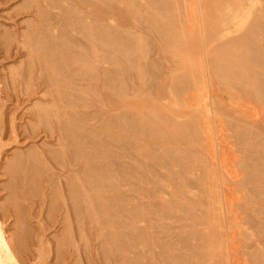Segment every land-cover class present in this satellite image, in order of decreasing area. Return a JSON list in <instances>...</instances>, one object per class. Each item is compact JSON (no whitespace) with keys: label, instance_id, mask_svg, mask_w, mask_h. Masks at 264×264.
I'll return each mask as SVG.
<instances>
[{"label":"rangeland","instance_id":"374dc122","mask_svg":"<svg viewBox=\"0 0 264 264\" xmlns=\"http://www.w3.org/2000/svg\"><path fill=\"white\" fill-rule=\"evenodd\" d=\"M31 1L32 0H0V38L3 36V34H4V36H8L9 33H10V35L12 33V37L9 35V37H6V39H4L5 37L2 38L3 40L0 39L1 43H2V41L5 42V44L3 42L5 47L1 43L0 44L2 46V49H4V48L6 49V47L9 46V44H8L9 41H8V43H6V40L9 38V40L14 42V43H12L10 41V43L13 45V47L14 48L16 47V50H15L16 55L13 51L14 48H12L11 44H10L11 48L9 47V51H8V49L6 50L7 52L0 48V222H2L1 223L2 227H3V229H5L4 231L7 232L6 234H7V237L9 238V240L11 242V245H13L12 250L14 249L13 253L15 255L17 263L18 264H122L123 261L125 262V259H126V263L129 262L130 258L128 259V257L138 258L140 256L137 260L139 261L141 258H143L140 261L141 264H162L164 262V261L162 262V260L165 259L164 258V256H165L164 249L161 248V250H162L161 256L163 257V259H162V257H160L158 255V254H160V248H157L159 250L158 254H157L158 251L155 250L156 253H153V255H151L152 252H155L154 249H156V247L154 249L152 247H150L148 249L149 246L145 245V244H139L138 245L139 248L138 249L136 248V250H138V251L133 250L135 252V254H133L134 253L133 251H131V252L121 251L122 249L118 248L119 245L117 247V241L115 240V237L112 236V235H114V231H116V229H118L119 232L124 231V233H125V230L127 229V231H128L130 228L131 230H129V231H131V232H128L126 234L127 235L129 234L128 236H129V238H132V241H134L133 240V238H134L135 239L134 242L136 243V242H139L146 235V232L148 234V232L155 230L156 224H157V222H159L158 226H157V227H159V229H156V231H154L155 234L153 233V231H152V233L154 234V236L158 235L159 237H161L160 241L164 240L165 243H166V241H167V243H170V240L175 237V239H173V242L170 243L171 245H173L175 242L178 241L177 238L179 236L187 235V234L189 235L188 237L191 240L189 243H192V242L194 243V241H197V244H195L196 243L195 242L194 244L193 243L191 244L193 246L189 245L190 248L192 247L193 250L189 249V252H188V249L183 250L184 252L182 251L183 253H186V251L188 253V255L187 254L186 255L189 259H188L186 264H194V263L197 264V261L195 260V258L198 260L199 258H197V257L199 255H201L199 257L203 256L202 257L203 261L201 260V258L199 259V261H202L201 264H203L205 262V260H207V261L204 264H207V262H208V264H210L212 262V261H210V260H212V258L214 261L216 260L215 264H223L222 259L225 261V264L226 263L228 264V262H229V264H232L233 260H234L235 264H257V263L263 264L264 261H263V263L261 261L264 260V247H263L264 246V194L262 193V192H264V189H262V188H264V176H262V175H264V168H263L264 167V161L262 160V159H264L263 158L264 156H262V155H264V154H262V153H264V109H263L264 107L261 105V103H259L258 100L256 101L253 98L254 95L252 96V93H254V92L251 93L250 91L251 90L253 91L254 87H253V85H250L247 83L248 82L247 78L242 76V78H244V82L240 81V82L232 83L231 79H228L229 80V82H228L227 76H225L222 73V69H220V66L217 65V62H216L217 58L215 57V53H214V51H216L217 48L215 46L216 44L213 45V43H216V41H214L215 35L213 33H211L210 30H208L206 20H205L206 18L204 15V12L207 10L205 5L210 6L211 2H213L214 0H159V1L155 2L154 5L152 4V3H154V0H147L149 2H146V0L145 1L144 0H135L136 4H133L134 7L130 3L129 0H112V1L106 0V3L102 0L101 1L100 0H96V1L95 0H93V1L92 0H90V1L89 0H76V2H78V3H76L74 0H60V1L58 0L60 2V3L58 2V7L52 8V9L48 8L49 7L48 5L50 3H52V1H54V0H50V1L40 0L42 2H39V0H35V2L38 1L35 4H34V1H32V4L36 5V8L34 5L33 6L29 5V3ZM79 1L82 4L79 5ZM98 1L101 3V5ZM208 1L210 2V4L206 3ZM46 2H48V5ZM108 2H110V3H108ZM138 2H139V4H138ZM144 2L146 3V5L144 4ZM150 2H152V3L149 4ZM258 2L262 3L264 1L258 0ZM38 3L41 4L42 7L44 6V8L46 9L45 11L41 10L42 13L46 14L48 12L47 14H48V16L50 15L49 16L50 18L53 16L52 17L53 19L47 18L51 23H49L50 25L47 24L48 28L45 25L46 28H44V29L47 32V29H49V27H50L51 31H52V33L47 32V34H50V35L54 34V32H56L55 29L56 30L58 29L57 30L58 34H57V32H56L57 35L54 34V36H58L57 37L58 39H56V38H54V39H56L57 42H59L58 47L60 48V46H61V50H63L62 47L64 46L63 48H65L68 51V52L65 51L66 53L64 52V50L62 52H59L61 50H59V48H56V50H59V51H57V53L55 52L57 56L54 55V57L57 58L59 56L58 57L59 59L57 58L58 64H60V67H59L60 70L58 68V71H59L58 73H60L59 75H58V73H55V76H54V74L53 75L49 74L50 70L48 69L49 66H47L49 63L44 60V62H46V63H42L43 65H41V63H38L37 60L39 61L42 58L41 59L42 61H40V62H43V57H40L41 56L40 54L35 53L37 55V60H36V58H34L35 55L32 56L33 52L31 54L30 53L31 51L29 52V50H28V47H29L28 44L29 43L27 40L29 38H27V37H29V36H27V35H29L30 31H32L31 29H33L36 26L34 24H40V23L42 24L43 22L44 23L49 22L45 18V17H47L46 15L44 16V14H42L41 12L39 13V11H40L39 6L40 5H37ZM91 3H92V5H90ZM102 3L104 6H102ZM129 3L132 5V8L136 11L132 10V8L130 9L131 5ZM159 3H161V4H159ZM261 3L258 4V7L256 6V8H257L256 11L258 10L257 12H259L260 10H262V8H264L263 7L264 3H262L263 6L261 5ZM93 4H95V5H93ZM147 5H152V6H147ZM157 5L160 8H158L157 11L159 13L156 16L157 12H156L155 7H157ZM217 5H219V4H217ZM30 6H32V8ZM90 6H92L93 9ZM153 6H155V7H153ZM259 6H261V7L259 8ZM28 7L31 10H29ZM135 7H137V8H135ZM150 7H153V8H150ZM162 7H164V8H162ZM201 7H204L202 9V11L204 10L203 13H200ZM33 8H35L36 10ZM145 8H146V10H145ZM192 8H194V11ZM137 9L139 10V14H138ZM147 9H149V12H147ZM36 11L38 12V14ZM53 11H55V14L52 13ZM126 11H127V13H126ZM145 11H146V14H143V13H145ZM32 12L34 13V15L35 14L37 16L40 15L41 20L38 19L40 16L39 17L33 16ZM49 12L52 15L49 14ZM134 12H135V14H134ZM147 13H149V14H147ZM31 14H32V16H31ZM54 15L55 16L58 15V16H56V18L58 17L57 23H55L56 20H54V18H55ZM123 15H125V17L127 19ZM146 15H150L151 18H150V16H146ZM96 16H97V18H96ZM98 16H100L101 18L100 17L98 18ZM103 16H104V18H103ZM132 16H133V18L139 17L138 21H136L137 19L134 20L132 18ZM224 16H225V12H222L220 14V17H218V16L215 17V22H217L221 17L223 18ZM42 17H44V18H42ZM154 17H155V20H158V22L157 21L154 22ZM36 18H37V20H39L41 22L37 23L38 21L36 20ZM160 18L162 20H160ZM78 19H79V21H78ZM140 19H142V20H140ZM45 20H47V22H45ZM89 20H91V22H89ZM166 20L167 21L170 20V22L165 23ZM32 21L35 23L32 24ZM67 21H69L70 24H68ZM70 21H72V22H70ZM81 21H82V23H84V25H81ZM86 21L90 23L89 24L90 26L88 24H86ZM151 21L154 22L158 26H156ZM28 22L31 24H29ZM52 22L54 23L53 26H51V24H53ZM73 22L75 24H72ZM149 22L151 23L150 25H148ZM194 22H196V23H194ZM95 23H97L98 27L96 26ZM101 23H103V25H105L107 23L108 25H105V26H107L108 28H106L105 26H101L102 25ZM27 24H29L31 26H29ZM92 24H94L97 28L95 26L92 27L93 26ZM32 25H34V27ZM40 25L36 26V28L40 27ZM57 25H58V28H57ZM74 25H75V27L78 25L77 27L81 28V30L79 29L80 32L77 30H71L72 28H74V27H72ZM109 25H111V26H109ZM151 25H152V28H151ZM153 25H155V26H153ZM260 25H263V26H260ZM260 25L257 27H258V30L260 31L259 33H261L260 34V37H261L262 34L264 33V31L262 30L264 27V23L260 24ZM113 26H115L114 28L116 30L112 31V29H114V28L110 29V27H113ZM165 26H168V27H165ZM26 27L28 28V30ZM82 27H85V30ZM88 27L91 28L92 30L91 29L89 30ZM100 27H102L101 28L102 30L98 29ZM155 27H157V28L154 29ZM169 27L172 30H169ZM196 27H197V29H196ZM94 28L98 29L100 32L101 31L103 32L106 29L108 31L106 30L103 33L101 32L100 34H98V35H101V37L99 36L100 38L96 34V38H95V33L97 30H95ZM118 28L121 29L122 32ZM25 29H26V32L29 31L28 32L29 34L24 32ZM66 29H67V31H65ZM157 29L158 30L160 29L161 31L156 32ZM162 29L164 30V32L166 31V33H164ZM178 29H180V30H178ZM186 29L190 30V33H188L190 35V37H189L190 41L187 39L188 37L185 39L186 43L184 40V43L187 44V46L185 45L186 49H187V51L191 50V52H193L194 50L196 51V49L199 48V50L197 49V51H196L197 53L194 51L195 55L194 54L191 55L190 52H187V53H185L186 51L183 52L182 50H186L184 48V45H182L183 42L178 44V40H177L178 38L173 37L174 34L176 35V37H179L177 35H180V33L181 34L183 33L182 35H188L187 32H189V31H187ZM83 30L85 31L84 33L81 32ZM117 30H119V31H117ZM192 30L196 31L195 34H194V32H192ZM48 31L50 32V30H48ZM62 31H63V34H62ZM99 31H98V33H99ZM114 31H117V33L115 32L116 35L118 34L117 37L115 36ZM124 31L128 34L130 33L131 35L126 34ZM185 31H187V32H185ZM7 32H9V33L7 34ZM66 32L69 33L70 37L66 36V35H68V34H65ZM108 32L110 34H111V32H113V34H111V36H109L110 34ZM161 32H162V34H161ZM34 33H36V32H34ZM81 33H83V34H81ZM89 33H91V34H89ZM120 33H122V35H121L122 37H120ZM123 33L125 35H123ZM138 33H139V35L137 36ZM158 33L160 34V36ZM192 33L194 34L195 37H193L191 35ZM134 34L136 35L137 39H136ZM87 35H89V36L93 35L94 37H92V36L89 37ZM102 35H103V37L104 36L106 37V35H107V38L109 36L108 40L110 43L107 42L106 38L103 39ZM62 36H64V38H62ZM71 36H72V38H71ZM191 36L194 39L193 41L191 39ZM85 37H86V40L89 37L91 39L93 38L96 41H94L93 39L90 41V39H88L87 40L88 42H87L85 40ZM134 37L136 40L134 39ZM66 38L72 39V42ZM124 38H126V39H124ZM97 39H99V42ZM119 39L124 41V42L122 41V43L120 42L122 44V48H121V44L119 43ZM131 39H132V41H131ZM138 39L140 42L137 41ZM140 39L143 40V42ZM116 40L118 42H116ZM125 40H128V41H125ZM25 41H27V42H25ZM89 41H90V43H89ZM92 41H93V43L97 42L96 43V44H98L97 46H100V47L105 45V43H106V45L103 46L102 50L100 51L101 53H104L105 49H106L107 53H105V54L108 55L106 59H105V57H103V56H105L104 54H102V56L100 55L103 59L100 58V56H99L100 52L98 50L101 48L100 47L95 48L94 45H96V44H93V46H92ZM100 41H101V43H100ZM135 41L137 43L136 44L137 46L135 45ZM144 41H145V43H144ZM146 41L148 44L146 43ZM15 42H17L19 45H21V44L24 45V43H28V44H25L28 47L24 46V47H27V48H24L23 46H19ZM68 42H70V44H68ZM76 42H77V44H76ZM111 42H112V44H111ZM113 42L114 43L116 42L117 44L116 43L115 44L117 46L112 47V45H115ZM138 42H139V44H138ZM62 43L63 44L65 43L66 45H63ZM123 43H126V44L128 43V44L123 45ZM140 43H143V44H140ZM192 43L195 46H193ZM67 44L71 45V46H68ZM85 45H88L89 49H87L88 47ZM130 45H135V46H130ZM189 45H191V46H189ZM65 46H67L70 49H67V47H65ZM124 46H126L125 48L128 47V50L125 49ZM172 46H175V48ZM214 46H215V48H214ZM17 47L20 51L17 49ZM83 47L86 48L87 50H85ZM93 47H94V49H93ZM115 47H117V48H115ZM130 47H132V48H130ZM20 48L22 49V51ZM23 48L26 50H24ZM80 48L83 49V51H81ZM120 48L122 50L119 51ZM138 48H139L140 52H139ZM141 49H145V51L141 50ZM93 50L96 51V54H94L95 52ZM109 50H113V51L110 52ZM126 50L127 51L130 50V51L127 52ZM179 50L181 52H179ZM84 51H85V54H84ZM86 51L90 52L91 58H89V56L86 55V53H88ZM132 51H134V52L132 53ZM26 52H29V54L31 56V57L29 56L30 58L27 56L28 53H26ZM63 52H64V54H63ZM141 52H143V53H141ZM1 53H5L7 58H6L5 54H1ZM61 53H62V55H61ZM67 53L68 54L71 53V54L68 55ZM97 53H99V54L97 55ZM109 53H112V54L109 55ZM114 53H115V55L117 54L119 56L116 55V57H114L115 56L114 55L111 57V55H113ZM127 53H130V55L132 53L133 56H130ZM77 54H79V55H77ZM124 54H126V55H124ZM134 54H135V56H134ZM137 54H140V55H138L139 57L137 56ZM75 55H77V56H75ZM95 55L97 56L98 61L101 59V61H99L101 66L98 64L99 62H97ZM16 56H17V58H16ZM18 56L21 59H19ZM92 56H94L95 59ZM120 56H122L121 58L124 60V62H121L123 60H121L119 58ZM127 56H128V59H127ZM26 57L29 58L31 61L28 60ZM82 57H84V59H83L84 61L86 60V62H85L86 65L89 62L90 66H98L99 70H98V67H96L97 71L94 70L95 67L92 70L86 69L89 66L81 64L84 62L81 59ZM133 57H136V58H134L136 60H134ZM14 58L18 59V60H15ZM129 58H132V60ZM23 59H25V61ZM65 59H67V60H65ZM74 59H75V61H74ZM88 59L89 60L91 59L92 62L89 61ZM26 60H28L29 62ZM105 60H106V62H107V60H109L107 62L106 68H105V65H106ZM110 60H113V62L112 61L110 62ZM128 60H130L131 62H134L137 66L134 63H132L134 65V66H132V64L129 63L130 61L127 62ZM18 61H20V62H18ZM76 61H77V63H76ZM79 61H82V62L80 63ZM72 62L76 63L74 65L77 66L76 67L77 69L79 67V69H78L79 73H80V71H82L83 73L85 72V73L83 74L81 72V74H79L78 71H76L77 69L75 68V66H73ZM93 62H97L98 65L96 63H93ZM109 62H110V64H109ZM119 62L121 63V66L119 65L120 64ZM213 62H215V63H213ZM263 62L262 63L260 62V64H263V67H260L261 70H262V68L264 70V63ZM17 63L18 64L21 63L23 69L21 68V65L19 66ZM16 64H17V66H16ZM26 64H27V66H26ZM28 64H29V66H28ZM44 64H45V66H44ZM70 64L72 66H69ZM30 65L33 67H31ZM35 65H36V67H35ZM142 65L144 66L143 68H142ZM14 66L19 67V68H14ZM82 66H84V68ZM85 66H86V68H85ZM103 66L105 69L102 68ZM138 66L141 67L140 69H142V70H139ZM12 67H13V69H15V71L17 69V71L14 72V70H12V69L10 70V68H12ZM41 67H44V68H41ZM45 67H48L47 70L45 69ZM107 67H109V68H107ZM135 67H138V68L136 69ZM24 68H26V69H24ZM27 68H29V71ZM91 68H93V67H89V69H91ZM122 68H124V69L126 68V69L122 70ZM132 68H134V70ZM215 68L216 69L219 68V69L216 71ZM260 68H258L259 70L257 69L258 71H256V72H260ZM43 69H44V71L46 70V72L48 71L47 72L48 74L45 73L43 71ZM191 69H192V72L194 74L191 72ZM20 70H23V72ZM38 70H40V71H38ZM93 70L96 71L95 74H94ZM106 70H107V72H105ZM148 70H149V72H148ZM184 70H186L187 72H185ZM26 71H28L29 73ZM101 71H103V73ZM108 71L110 73L113 71L112 73L114 75L112 73L109 74ZM124 71H125V73H124ZM24 72L28 73V74H25L26 76H24L23 75ZM30 72H31L32 76H31ZM86 72L88 73L86 76L87 77L90 76V78H87V77L81 78V77H83L82 75L86 74ZM91 72L94 74V76H93V74L89 75V74H91ZM117 72L119 74H117ZM180 72L182 74L183 73L184 74L182 75ZM188 72L189 73L191 72V73L189 74ZM262 72H264V71H262ZM44 73H45V75H44ZM261 73L258 76L260 77V79H264V75ZM11 74H12V76H11ZM19 74H20V76H18ZM120 74H121V76H120ZM21 75H23V78L26 77V79L25 78L23 79L21 77ZM49 75L52 76V78L51 77L49 78ZM102 75L104 76L103 79H102ZM176 75H177V77H173ZM53 76L55 77V80L50 81V83H48L49 84L48 85L46 82H48V79H50V80L54 79ZM117 76H119V77H117ZM180 76H182V77H180ZM19 77H21L22 79ZM27 77H29V79ZM56 77H58V78H56ZM61 77L66 78L67 81H65V79L61 78ZM107 77H109V78H107ZM261 77H263V78H261ZM59 78H61V79H59ZM105 78H107L108 81ZM143 78H145V79H143ZM179 78L181 80H179ZM62 79H64V80L62 81ZM149 79H151L152 81ZM184 79L186 81H184ZM187 79H188V81H187ZM56 80L58 81L57 84L55 83ZM104 80H106L107 84L105 83ZM173 80H175V81L178 80V81L174 82ZM182 80H183V82L181 83ZM191 80H193V81H191ZM53 81L55 83L54 85H53ZM111 81H113V82H111ZM145 82H146V84H145ZM184 82L186 83V86L183 85ZM188 82H189V84H188ZM113 83H114V85H113ZM178 83H179V85H178ZM193 83H195V85ZM149 84H151V86ZM243 84H245V85H243ZM51 85L54 87H50ZM57 85H58V87H57ZM107 85H112L115 87L111 86L109 88V86H107ZM161 85L163 88L161 87ZM165 85H168V86H165ZM171 85L173 87L169 88ZM199 85L203 91L200 88H198ZM240 85H241V87H239ZM179 86H181V87H179ZM251 86L253 88H251ZM117 87L119 90H118V92H115L117 90L114 88H117ZM158 87H161V88L158 89ZM57 88L58 89L62 88L63 91L61 92L62 89L58 90ZM197 88H198V90H197ZM209 88H211V89L208 90ZM244 88L246 90L251 89L249 91L250 93L248 92V90L247 91L244 90ZM64 89H66V90H64ZM174 89H176V90H174ZM179 89H180V91H179ZM189 89H191V90H189ZM155 90L156 91L158 90V92H155ZM163 90H164V92H163ZM172 90H174V91H172ZM56 91L59 93V95H61L60 93H62V95L63 94L65 95V92L67 91L66 94H68V95H66L64 97H66L68 100L66 101V98L64 99V97L60 98L62 96L58 97V93ZM166 91H167V93H166ZM176 91H177V94H176ZM182 91H183V94H182ZM198 91L201 94L198 95V93H197ZM188 92L191 95H189ZM55 93L57 95H55ZM192 93H193V95H192ZM154 94H156V95L154 96ZM207 94H209V96L211 98ZM203 95L204 96L206 95V97H207L206 105H208V108L210 107L208 113L204 112L205 111V108H204L205 102H203V101H205V100L202 101V99H204ZM56 96H57L58 100H57ZM191 96H193V98ZM198 96L201 98L199 99ZM190 97H191V99H188ZM195 98H198V99H195ZM61 99H63V100L61 101ZM185 99H186V102H185ZM194 99H195V101H194ZM198 100H200V101H198ZM173 101H175V102L177 101L178 104L182 103L184 105L182 112H179V109L176 108V105H174ZM49 103H51V105L54 103H55L54 105H56V104L57 105L52 107ZM45 104L46 105L49 104L48 108H47V106H45ZM165 104L168 106L166 107ZM189 104H192L191 108H188L190 106ZM44 106L46 107V109H49V111L51 113L50 116H48L49 115L47 113L48 110L46 112L44 111V113H43V110H41L43 108L45 110ZM160 106H162V108H160ZM185 106H186V108H185ZM201 107L204 108L203 112H202V110L201 111L198 110ZM39 108H40V110H39ZM55 108L57 110H55ZM151 108L152 109L154 108V111H152ZM157 108H159L161 111V112H158L159 114L156 113V114H158V116H156V114H155V110H157ZM38 111H42V112H38ZM138 111H140V112H138ZM52 112H54L53 115H52ZM123 113L125 114V116ZM189 113H191V115H189ZM130 114H132V115H130ZM174 114H178V116L172 117V115H174ZM210 114H211V116H210ZM40 115H42V116L47 115L48 120H49V118H50V120L48 121L45 116L41 117ZM71 115L72 116L74 115L73 116L74 120L71 118V121H69L70 120L69 117H72ZM133 115H134V118H137V120L136 119L133 120L134 119V118H132ZM159 115H163V117H166L168 115L169 117H166V118L162 117L163 119H165V120H163V119H161V117ZM203 115L205 118L204 120L202 118ZM39 116L41 118H39ZM139 116L140 117L142 116V117L140 118ZM148 116H151V117H148ZM154 116H156V117H154ZM185 116H187V117L184 118ZM205 116L207 117V119ZM75 117H76V119H75ZM77 117H79L80 121L77 120ZM124 117H126L127 119ZM138 117H139V119H138ZM198 117H200V118H198ZM36 118H37V120H36ZM42 118H45V119H42ZM67 118H69V120H67ZM148 118L152 119V120H150V122L152 124H150ZM213 118L215 119V122H213L214 121ZM111 119H113V120H111ZM142 119H145L146 122H144V120H142ZM153 119H155V120L157 119L156 120L157 122L155 120L153 121ZM166 119H168V120H166ZM169 119H170L171 124L168 122ZM195 119H197V120H195ZM39 120H40V124L36 125L39 123ZM42 120L44 121V123L42 122ZM46 120L48 121V124H47ZM114 120L116 121V123H114L115 122ZM160 120H162L161 123H160ZM184 120L186 122L188 120H189L188 122H191L192 132L191 131L189 132L190 135H188V137L186 135V136H182L181 138L178 137L179 139L176 138V140L178 141L177 143L180 144L179 146L178 145L176 146L174 144V143H176V140L173 139L175 136L173 138L171 136L169 138H165V137L168 136V131L171 133V131L174 130V127L176 125L182 124V122ZM206 120H209V121L213 120L212 121L213 123L211 121L209 122ZM66 121H69L67 123H70V122L73 123L75 121V125L70 123L71 125H74V128H73V126L71 128L69 126L70 124H67V123L65 124ZM131 121L133 123L136 122L135 127ZM139 121L141 122L142 125L138 124V123H140ZM142 121L144 123H142ZM185 121H184V123H185ZM205 121H206V123H205ZM110 122H111V124H110ZM119 122H121V123H119ZM163 122H167V123L164 124ZM173 122H176V124L175 123L173 124ZM207 122L210 125H208ZM230 122H232L233 128H232V126H230L231 125ZM234 122H236L235 126H234V124H235ZM117 123L119 124V126ZM155 123L158 125L157 128L155 126L156 125ZM193 123H195V124L193 125ZM214 123L218 124V125L217 126L213 125ZM115 124H117V126ZM121 124L123 127H125L126 125L127 126L125 128H123L121 126ZM130 124L133 127H129ZM148 124L152 125L153 127H149ZM162 124H164V126ZM197 124H199L201 126H199ZM202 124H207V126H203L204 127L203 128ZM43 125H45V126H43ZM67 125L69 128L66 127ZM76 125H77V127H75ZM107 125H111V126L108 127ZM138 125H140V127ZM78 126H80V127L82 126L83 129H86V131L82 130L81 129L82 127L80 128ZM172 126H174V127H172ZM218 126L219 127L222 126V127L220 129H218L217 128ZM243 126H245V127H243ZM106 127H108V128H106ZM127 127H128V129H127L128 131L126 130ZM146 127H149V128L146 129ZM158 127L164 128V129H162V131H161L160 128H158ZM206 127H208V128H206ZM209 127H211V128H209ZM109 128H112V129H109ZM130 128H133L134 130L137 129L139 133H137V130L136 131H134V130L129 131ZM155 128L158 131H154V130H156ZM202 128H203V130H202ZM205 128H206L207 133H206V131H204ZM215 128H217L219 130V133H220V130L222 129L220 134H224V132L226 131L227 132L226 134L228 135V133H229L230 137H227V135H225V134L222 135V137H221V135L219 137V136H217V135H219L218 133H217V135H216L217 137H216L215 133L218 130ZM139 129H140V131H139ZM151 129H153L154 132L153 131L152 132L154 134L155 133H159V134L158 135L156 134V136H154V134L152 133L153 134L152 135L150 133ZM200 129L202 130L201 132L203 133V131H204L206 133V135L208 133H210V136H206L207 138H210L212 136L211 139H209V140H211L210 143L208 142L209 140L206 137H204V138L207 139V142L204 140V138L199 143H198V141H200L199 139H197V142H194L193 133L194 132L196 133V134L194 133L195 140H196V138H199V135L201 134L198 132ZM213 129H214V131H213ZM75 130L76 131L79 130V131L83 132L84 134H86V133L87 134L90 133V134L88 136H86L87 134L84 135L87 138L83 136L84 138H86L85 140H84V138L80 139L82 137L83 133H81L79 131L74 132ZM112 130H115L116 134L114 133V131L112 132ZM120 130H122L121 131L122 133H118V132H120ZM164 130H167V132ZM194 130H196V131H194ZM215 130H217V131L215 132ZM246 130L249 132V134L251 136L248 135V132ZM70 131H73V132H70ZM124 131H126V133H124ZM142 131H144L145 133ZM234 131L235 132L237 131L238 137L236 136L237 133H235ZM240 131L245 136L244 138H243L242 134H240ZM127 132H129V133H127ZM72 133H76V134H74L76 136V140H75V138L72 139V140H74V142L71 140V138L75 137ZM148 133H150V134H148ZM164 133H166V134H164ZM170 133H169V135H170ZM205 133H204V135H205ZM130 134H133L132 136H134V134H136V136L134 138H132L130 136ZM139 134H141V135H139ZM145 134H147L148 136H146ZM72 135H73V137H72ZM80 135H81V137H80ZM90 135L92 137H94V139L92 138L91 140L95 141V138L97 139L96 140L97 144H95L96 142L94 143V141L90 140V137H91ZM142 135L143 136L145 135L144 137H148V138H146L144 140V137ZM161 135H163L164 139ZM165 135H167V136H165ZM253 135H254V137L259 135L258 138L256 137L257 140H254L255 138L253 137ZM120 136H123V137H120ZM233 136H236V138ZM115 137H117V139H119V137H120L119 140H120V142L121 141L122 142L120 143L118 140V143H120L121 146H120V144H119V146H116L117 143L115 141H117V139ZM150 137H151V139H150ZM156 137L159 138L158 139L159 142H157L158 140L156 139ZM189 137H191V138H189ZM215 137L216 138L219 137L220 141H219V139H216ZM123 138H124V140H123ZM130 138L132 139V141L130 140ZM154 138H155V140H157L156 142H155ZM182 138H184V141L186 143L182 142ZM185 138H187L189 140L187 141V139H185ZM212 138L215 140H213ZM112 139H114V141ZM136 139L138 141L140 139H142V140H140L142 144L140 143V141L138 142ZM221 139L224 142V143L222 142L223 144L221 143ZM235 139H237V140L235 141ZM244 139H245V141H244ZM80 140H82L83 143L85 141H86V143L88 142L87 145H89V147L93 142V144H95V145L92 144L91 146H94L95 148L94 147L88 148L86 143L81 144ZM151 140L153 141V143L149 142ZM238 140L239 141L241 140V142H239ZM77 141L80 142V144L77 143ZM89 141H91V142L89 143ZM124 141L127 142L124 144L127 147H124L122 145V143H124ZM130 141L132 144L130 143ZM170 141L171 142L173 141V142L171 143ZM253 141L254 142L256 141V143H255L256 146L254 145ZM148 142L150 144V145L148 144L149 147H151L155 143L153 146H156L155 149L158 152H159L158 149H160L161 146L163 149H160L159 154H158V152H157V154H155L156 150L152 146L153 149L152 148H151V150L149 149L150 150V153H149V150H147L149 148L147 146ZM161 142L162 143L164 142L167 145H165L164 143H163V145H161L162 144ZM193 142L196 144H194ZM205 142H206L207 146H209V144H210V146H209L210 148L213 145L211 149L208 147L210 151L207 150L208 148H205L207 146H205L204 148L202 147V146H204L203 144ZM217 142H219V144ZM226 142H228V144ZM250 142L256 148H254ZM168 143H171L173 145L171 146V144H168ZM225 143H226V145H225ZM260 143H262V144H260ZM76 144H77V146L78 145H80V146L75 148ZM107 144H110V145L112 144V146L107 145ZM133 144H134V146L136 145L135 148H134ZM182 144L183 145L185 144V149H184ZM191 144H193V145H191ZM241 144H243V146L246 144L247 147L246 146L242 147ZM259 144H260V146H259ZM84 145H86V147H84ZM141 145L143 146V148ZM144 145H145V147H144ZM158 145H159V147H158ZM214 145H216V146H214ZM105 146H106V148H105ZM113 146L115 147L116 151H114ZM130 146H132V147L130 148ZM140 146H141L142 150H141ZM193 146L197 149L199 148V146L201 148H199L198 150L196 149V152H197L196 153L195 148ZM251 146L253 149L250 148ZM80 147L83 148V149L81 148L82 153H81V151H77V150H79L78 148H80ZM137 147L140 148V151H139V148H137ZM189 147L190 148L192 147L191 149L193 151ZM30 148L33 152H35L34 154H33V152L31 153V150H29ZM92 148H93V151L96 150L95 153H97L98 157L97 156L92 157V155H91L92 153H93V156H95L94 152L91 153ZM128 148L133 149V151H138V152H133L131 150L129 151ZM166 148H169L168 151L176 148L174 151L178 150V152L180 149L179 153H181L183 155V157H185V156L190 157L192 159L191 161L195 160L192 163L191 161H189L190 158L185 157L186 160L189 159L187 162H189L191 165L196 164L197 166L192 167V166H190V164H188V167H191V168L190 169L188 168L189 173L187 174L186 172H188V171L185 170L186 167L182 166L181 162H173L175 164H172V161L168 157V159L170 160V163H169V160L166 159V157H167L166 153L168 154V151ZM48 149L49 150H51V149L57 150L56 152H55V150L53 151L56 153V156H57V154L60 153V152L58 153V150L61 149L60 151H62V150L63 151L60 153L61 156L59 155L60 156V158H59V156L54 157L55 153L53 154V152H52L53 155H51V151H49ZM84 149H87L88 152H89V149L91 151H90V153H87V152H85ZM104 149H106V150L109 149V150L106 151ZM214 149H216V151ZM240 149H241V151H240ZM243 149H245V150H243ZM259 149H260V151H259ZM26 150H29V151H26ZM37 150H38V152H36ZM74 150H76V151H74ZM83 150H84V152H83ZM164 150H165V154H163V152H162ZM181 150L182 151L184 150V151L181 152ZM246 150H248V151H246ZM251 150H254V152L253 151L250 152ZM24 151H26L27 154H26V152L24 153ZM117 151L120 153H118ZM189 151L191 152L192 155H194V154L195 155L192 156ZM218 151H220V152L218 153ZM256 151H259L258 155H257ZM28 152L31 154H29ZM76 152H80V154H82V155L85 153L86 156H87V154H90L89 156H91V158L88 156L86 157L85 155H83L84 157L81 156L82 158L81 157L79 158L77 156ZM115 152L117 155H120V156L115 155ZM128 152L130 153V155ZM140 152H142V153H140ZM143 152H145V154ZM186 152L189 154H185ZM208 152H210L211 154L213 152V154H215V155H213V154H212L213 156H211V154L208 155ZM19 153H22V155ZM40 153H41V155H40ZM45 153H47V154H45ZM203 153H205L206 156L203 155ZM245 153H247V154H245ZM250 153L252 155L256 154L254 156H255L256 160H258V161H256L255 159H253V161H252V158L254 156H252ZM259 153L261 156L259 155ZM35 154L40 155V159H41V157H43L41 160L45 159L44 161L47 162V163L44 162L45 165L48 163H49L48 165L51 164L50 166L52 167L51 168L52 172L50 170H48L51 172L49 175L46 174L45 172H42L44 170V168L46 167V166H44L43 161H42V164H43L42 168H39L38 171L41 169L40 170L41 172H39V173H44V174H42V175L40 174V176H39L38 175L39 173L37 170L36 171L38 174L36 172H34L36 174L33 176H32V174H34V173H31V174L29 173L30 175L27 173V171L30 170L29 168L31 166L30 164L32 163V161L34 163L39 161V160L36 161L34 159L33 156H36L35 157L36 159H37V157L39 158V156H37ZM48 154L51 158L48 156ZM80 154H78V155H80ZM152 154H155V155H152ZM199 154H201V155H199ZM248 154L250 157L248 156ZM17 155H18V157H17ZM19 155H21L22 157ZM24 155H28L29 156L28 158L31 161H28L29 159L27 160L26 156L23 157ZM45 155H47L49 157V159H46L48 157L47 156L45 157ZM150 155H152V156H150ZM156 155H158V156L156 157ZM202 155L204 156V158L208 157V156L209 157L207 158V160H204ZM218 155H219V157H221L220 158L221 161L218 160V158H219ZM153 156L156 158L154 159ZM164 156H166V157H164ZM214 156L216 159L214 158ZM244 156H246V158ZM85 157H86V159L88 158L87 160L89 161V163L87 161V164H88L87 168L88 169L86 168V165H85L86 164ZM148 157L153 158V160H151V158H149L150 159L149 160ZM158 157L161 159H158ZM198 157H199V159H198ZM243 157H244V159H242ZM248 157L251 159H248ZM21 158H26V159L24 160ZM96 158H99L101 161H98L99 159L96 160ZM104 158H106V159H104ZM209 158L210 159L213 158V160L215 159L213 164L216 163L215 165H217V166H213V169L211 168L213 165L212 164L213 160H208ZM20 159L24 160V161L20 162ZM50 159L51 160L54 159L55 161L58 159L59 160L56 162V164L54 163V160H53V163H54L53 164L52 161L48 162ZM91 159H92V162H91ZM94 159H95V161H93ZM102 159H104V160H102ZM165 159L169 165L164 164V163H166V162H164ZM247 159H248V162L250 164L247 162ZM26 160H27V162H26ZM154 160H157V161H154ZM206 161H208L209 163H207ZM218 161H220L219 164H218ZM254 161L257 163H254ZM22 162L23 163L26 162V163H24V165H23ZM90 162H91V164H90ZM102 162H105V163L108 162V163L107 164L103 163L104 167H102L101 166ZM153 162L155 164H153ZM156 162H158V164ZM194 162H195V164H194ZM243 162L245 163V165L243 164ZM258 162H260V163H258ZM27 163H28V165H27ZM34 163H32V165L36 166L37 163H35V164ZM99 163H100V166L104 169V171H103V169L100 168L104 173L108 170L110 171V174H109V171L105 174V175L109 174L110 176L105 178L104 181H106V182L103 181V183L108 184V183H110L111 180H114L116 178L118 179V180H114L115 182L111 181V183L109 184L110 188L108 187V189L105 190V195H106V191L112 193V195H109V193L106 195V196L109 195L108 197L110 199H112V198L114 199L115 196H116V198L119 197L117 202L115 201V203H113V205L111 204V207H112L111 209L114 208V204L116 207L118 202H120V204H122V205H120L118 203L119 206L117 205V208H119V209H121V206L123 207V203L125 204L124 207H127L130 205L129 207L124 209L125 211L122 208L118 212V209L114 208V209H116L117 213H115V210L113 209L114 214H112V218H111L112 220L109 218V216H111L110 212H108L104 209L106 212L105 213L104 210H102L103 206L97 205L98 201L101 204V202H100L101 199H100V197L97 198L98 196L94 194L96 192V189H93V190H95V192L92 189H90L92 192L89 190V188L94 187V186H92L93 184L95 185V183L99 179H101L100 178L101 177L100 176L101 171L99 169V166H97ZM198 163H199L201 169L198 167L199 166ZM261 163H263V164H261ZM13 164H14V168L12 167ZM15 164L16 165L18 164L16 166L17 169L15 168ZM19 164H20V167H19ZM159 164H160V166H159ZM206 164L207 165L210 164L211 165L210 168H208V166ZM247 164H248V166L250 165L249 166L250 168L248 166H246ZM254 164H257L255 166H259V169L257 167V170H256ZM40 165L41 164L38 163V166H40ZM131 165H132V167H133V165H135V167L132 168V167H130ZM177 165H180L181 167L180 166L177 167ZM23 166H24V168H22ZM28 166H29V168H28ZM50 166H49V168H47V167L45 168L46 172H47L46 169H50ZM92 166H94V167H92ZM161 166H163V167H161ZM166 166H167V168L169 167V169H167ZM204 166H206L205 168H207V169H205ZM251 166H254V167H251ZM90 167H92V168H90ZM96 167H98L97 169H99V170L96 171V169L95 170L93 169ZM140 167L142 169L144 168L143 169L144 171L142 169H140ZM260 167L263 168L262 169L263 171L260 169ZM10 168L15 169V170H13L14 173H13L12 169H10ZM21 168L25 169V170H22ZM134 168L136 170H134ZM145 168H146V170H145ZM178 168L181 170H179ZM194 168H195V170H194ZM196 168H198L200 170H198ZM221 168H222V170H221ZM18 169H19L18 175L20 173H22L19 175L20 177H22V178H20V180H22L20 182L21 184L19 183V178L15 179V177H17L15 172L17 173ZM86 169H87V171H86ZM176 169H178V171H180V172H176L175 171ZM202 169H205V170H202ZM215 169H216V172H214V174H213V171ZM10 170L12 171V173ZM83 170H85V171H83ZM88 170L90 173L88 172ZM90 170H92L94 178H98L97 175L99 174V179H97L95 181V179H93V177H91L90 180L88 181L87 179H89V177H90L89 174L92 175ZM93 170L95 172H98V173L95 174V172ZM168 170L170 171V173H171V171H172V173L175 171L176 173L175 172L173 173V175H175V176L171 175L172 173L167 175L168 173H165V172H167ZM207 170H209V171H207ZM21 171H23V172H21ZM205 171L208 172V174H210V175H208L207 173H204ZM220 171H223V172L220 173ZM250 171H252L253 174H251L252 172L250 173ZM257 171H259V172L262 171V172L257 173ZM30 172H31V170H30ZM85 172L86 173L88 172L87 174L89 176L86 175ZM103 172L101 174H103ZM182 172H184L185 177L181 176V175H183ZM200 172L202 175L199 174ZM24 173H26V174H24ZM113 173H115L116 175ZM163 173H165L166 176ZM177 173H178V175H177ZM180 173H182V174H180ZM191 173L192 174L193 173L198 174V175H196V179H194L195 175H191ZM12 174L16 175V176L14 175V179H12L13 178ZM160 174H162V176L159 177ZM205 174L208 176H206V178H205L206 180L204 181ZM254 174H256V175H254ZM23 175L24 176L27 175L25 177H27L28 179L24 178ZM37 175L39 176L38 179H37V177H38ZM112 175H114V176H112ZM152 175H153V177H152ZM163 175H164V177H163ZM28 176L33 177L32 182L34 184H36V183L39 184L41 182L42 183L39 185V187H36V185L38 186V184H36L34 186V184L31 182V178H30V181H28L29 180ZM156 176H157V179L154 178ZM187 176H188V178H187ZM86 177H88V178H86ZM110 177L111 178L113 177V179L108 181V179ZM162 177L165 178V180H167V181L165 182V180ZM169 177L170 178L175 177V178L171 180ZM178 177L184 178V180H182L183 183L180 182L181 179L180 178L178 179ZM55 178H56V180H55ZM69 178H70V180H69ZM152 178L156 179L154 181H156L158 183L151 181ZM198 178H201L202 181H200L201 179H199V181H198L197 180ZM53 179L55 182L52 181ZM191 179H194V180H191ZM12 180L18 181L17 182L18 185L15 183L16 184L15 186L17 187V189H16V187L13 186L14 183L11 184L13 182ZM38 180H39V182H38ZM68 180L69 181L72 180V182L70 183ZM76 180L79 181V185L76 182ZM83 180H85V181H83ZM174 180H175V182H174ZM91 181H94L95 183H93ZM149 181H151V182H149ZM184 181H187L188 185L186 183L184 184ZM197 181L200 183L198 184ZM206 181H211L212 182L211 184H213V185H211L212 187H210V185H209L210 182L208 185L205 184ZM218 181H219V183L216 184V182H218ZM57 182H58V185H57ZM75 182L77 184H75ZM170 182H173V184ZM195 182H197V184ZM30 183L33 184L32 188H30L31 186H28ZM55 183L58 187H54L55 190H53V186L55 185ZM67 183H69V184H67ZM72 183H73V185H72ZM82 183L84 184V186L87 187V192H91V193H88V194L86 193L85 188L83 187ZM90 183H91V185H90ZM112 183L113 184L115 183L114 186H117L118 188L113 187ZM166 183H167V185H166ZM191 183H193V184H191ZM10 184L13 186V187L11 186L13 189L10 187ZM70 184L74 187H72ZM80 184H81L82 188H81ZM97 184H100V183H97ZM105 184H104V187H103V185H100V188H102L103 191H104V189L107 188V184L106 185ZM157 184H159V188H158ZM190 184H191V188H190ZM20 185L22 187H19ZM41 185H42V187H41ZM66 185L71 186L70 188L68 187V190H69L68 194H67L68 190H67ZM76 185H78V186H76ZM251 185H253V186H251ZM176 186H178V187H176ZM246 186H248V187H246ZM250 186L252 187V190L250 189ZM18 187L22 188V189H18ZM26 187L28 188V190L32 189V192H33V189H38L40 192L35 191L36 194H34L35 192H33V195L29 196L28 194H26V193L30 194V192H27V189L26 190L24 189L26 191L24 193L23 188H26ZM174 187L176 189L177 188L179 189V187H180L179 193H177L178 189L175 191ZM259 187H261L260 191H259V189L257 190V188H259ZM75 188H76V190L77 189L78 190L75 191L74 190ZM111 188H112L113 192L115 191V193H113L112 190H110ZM185 188H186V190H185ZM187 188L190 189L191 191L188 190ZM219 188H220V190H219ZM222 188L224 190H222ZM79 189H82V190H79ZM119 189H121L122 191ZM181 189L183 191H180ZM248 189H250L251 192H250V190L247 192ZM254 189H256V190H254ZM73 190L76 193H74ZM261 190H263V191H261ZM78 191H80V192H78ZM81 191L85 192L86 194L85 193H84L85 195L82 194L83 192H81ZM116 191H117V193L121 191L120 196H118L119 194H117ZM217 191L219 192V194H217ZM221 191H224V192H221ZM253 191H256V193ZM10 192H13L14 194L11 193V194H13V195H11ZM17 192H18V194L20 193L18 198H16V200L19 202V205H18V203H16L17 201L15 200V197H17V195H15V193H17ZM32 192H31V194H32ZM59 192H61V193L58 194ZM77 192L79 194L80 193L81 194L80 195L78 194V196H77L76 195ZM210 192L212 193V196H211ZM215 192L217 195H220L222 197L221 198L220 196L219 197L217 196L218 199L221 198V199H219V203H220V205L223 206V207L221 206V210H223L221 212L224 214L222 215V219L220 222H222L224 220L223 221L224 224L222 222V224H223V225L221 224L222 230L217 234L219 237H217V236L212 237L211 238L212 241L210 240L211 244L209 246V249L207 248L208 247L207 246L206 247L207 250H205L202 248H205L206 245L201 247L200 245L202 243L199 241L198 238L201 236V234H203V235L207 234V231H209L211 224H212V227H214L216 230L217 229L220 230L219 227L217 226L218 221H216V220L213 221L215 219V217L213 220L211 217H210L211 220L208 217V215L212 216V213H213L212 209H214V207H215V206H213L214 205V196H216ZM257 192H259V193L257 194ZM70 193L71 194L74 193V195L73 194L70 195ZM252 193L254 194V196L257 197L256 200L253 197L252 198L249 197V196H251L249 194H252ZM260 193H262V194H260ZM24 194H26V195H24ZM53 194H55V196L58 194V199H57V196L55 197ZM90 194H93L94 196L91 195V197H90ZM115 194H117V195H115ZM177 194H179V195H177ZM184 194H186L187 196H184ZM255 194H257V195H255ZM14 195H15V197H14ZM75 195L77 196V199H76ZM121 195L123 196L124 199L122 198ZM188 195H190L189 198H192V199L187 198ZM246 195H248V196H246ZM23 196H25V197H23ZM26 196H28V197H26ZM70 196H72V197L70 198ZM87 196H89V197H87ZM110 196H113V197L111 198ZM128 196H130V197H128ZM163 196H164V198L166 197L167 199L166 198L163 199ZM174 196H175V198L177 197L178 199H175ZM81 197H82V199H81ZM92 197H94L95 199ZM246 197H247V199H246ZM72 198H73V200L76 199L77 201L78 200L80 201V199H81V201L80 202L78 201L76 204L75 203L76 200L74 202L72 200ZM87 198H89V199H87ZM121 198H122V200H121ZM126 198H127V200H126ZM128 198H130V200ZM186 198L189 201L191 200L188 204H191L194 202L193 203L194 206L191 207L192 211L190 210V208H189L188 212L186 211V210H188V207H190V205L188 206V204H187L188 200ZM251 199L254 201L250 202ZM82 200H83V204L81 203ZM88 200L90 201V203L87 202ZM186 200H187V202H186ZM14 201H15V203H14ZM95 201H97V202H95ZM124 201H127V203ZM130 201H133L134 203L133 202L129 203ZM183 201H185V203ZM11 202L14 203V207H16V204L18 205L17 209H21V208L23 209V206H25L23 209L24 212H22L23 211L22 209H21L22 211H19L16 208H14L13 204H11ZM20 202L23 204V206ZM71 202H73V203H71ZM93 202H94V204H92ZM199 202H200V204H199ZM202 202H204V203H202ZM128 203H129V205H128ZM151 203L153 205H151ZM20 204H21V208H20ZM73 204L75 206L74 209L72 208ZM79 204L81 205V208L78 207V206H80ZM87 204H90V205L87 206ZM132 204L134 207H135L134 204H136V207L134 208L135 210L144 211L145 213H143V214L146 218L150 215H151V217L154 216V217H152V219H153L152 224L150 222L151 217L150 218L148 217V219H150V220H146L145 217L143 216L144 219H142V220L140 219L139 221L135 219V221H133V219L130 218V216L132 217V214L134 216V213H135L134 212L135 210L133 209L134 210L133 211L131 209V208H133ZM137 204H139L138 205L139 209H137V207H138ZM195 204H197L196 207H195ZM76 205L78 207V210L80 209L79 213L80 212L82 213V211H83L82 215L80 213V215H79L80 217L78 216L79 213L75 212V211H77ZM84 205H86V207H88V209L91 208V210L93 211L94 214L93 215H92V213L90 214V212H92L91 210H89L90 212H88L87 209H86L87 211H85L86 207ZM94 205L97 207L94 208L95 207ZM140 205L142 206V208L144 207V210L142 208H140L141 207ZM178 205L180 208L178 207ZM83 206H84V209L82 208ZM146 206H147V208L145 209ZM149 206H151L152 208ZM200 206H201V208H199ZM4 207H6V208L4 209ZM176 207H178V208H176ZM11 208L12 209L14 208V211L11 210ZM98 208L100 210H102V212ZM148 208L150 210H155V211L156 210L158 211L159 209L160 210H159V212H156V213H155V211L150 213ZM166 208H167V210H166ZM210 208H211V210H210ZM182 209H184L185 212L181 211ZM122 210H123V212H121ZM168 210L170 211V213H172V216L173 215L176 216V217H174L176 219V221H175V219H173L175 222L172 220L173 217L170 216V213H169V215H165L166 212L168 214V212H169ZM172 210H174V211H172ZM177 210H179V211H177ZM226 210H227V212H226ZM84 211L88 212V215L90 214L89 217L84 214L85 213ZM109 211H112V210H109ZM127 211L129 212V216H128ZM162 211H164L165 213H163ZM14 212H18L17 213L18 215L16 214L17 217H16V215H13ZM20 212H22L23 214H20ZM103 212L105 214H103ZM113 212H111V213H113ZM147 212H148V214L149 213L150 214L148 215ZM174 212H176V213H174ZM119 213H120V216L122 218L119 216ZM153 213H155L156 216ZM160 213H161V215L164 214V216H162V217L166 216L165 218H168V219L170 218L172 221L165 219V218H164L165 219L164 220L161 217ZM181 213H182V217H183L184 221L182 220V217H180ZM188 213H190V214L188 215ZM191 213H192V215H191ZM209 213H211V215ZM122 214H125V216H123ZM146 214H147V216H146ZM178 214H179V216H178ZM91 215H92V217H90ZM113 215H116V216H118V218L120 217L121 219L116 218V216L113 217ZM201 215L205 218V220H204V218L202 219ZM177 216H178V218H177ZM189 216H191V217H189ZM15 217H16V219H15ZM160 217L163 220H161ZM179 217H180V220H179ZM200 217H201V219H199ZM17 218H19L18 222H16ZM108 218H109V220H111L112 224L110 222H107V221H109ZM113 218L117 222L116 224H114V226H113V223H115V220ZM125 218H127V220ZM155 218H156L157 222L155 221ZM184 218L187 220H185ZM20 219H22V222H20L21 221ZM128 219L129 220L131 219L130 222L128 221ZM195 219H197L198 222H196ZM127 221L130 225L127 223ZM137 221H138V223H137ZM146 221H147V223H145ZM190 221H191V223H190ZM122 222L126 223V224H122ZM132 222L135 223V226L131 224ZM153 222H155V224H153ZM162 222H164V224L166 222L167 223L169 222L168 224L167 223L165 224V227H168L166 225L171 224L172 227L169 226L167 228V229H169L171 227L170 230H166V228L164 227ZM185 222H188L189 224L185 223ZM213 222L215 223V225L213 224ZM182 223H184V224H182ZM18 224H19V226L22 225L23 229L19 226L17 227L16 225H18ZM23 224H26L27 226H25V225L23 226ZM110 224L112 225V227ZM119 224L121 227H123L125 225L124 228L120 229ZM137 224L142 225V227L140 226L142 228L141 233H139L138 236L136 235V233H138V230L140 231V227H138L139 225L137 226ZM185 224H187V225H185ZM206 224L208 227H206ZM209 224H210V226H209ZM131 225H132V227L127 228V226H131ZM148 225L149 226L152 225L150 229H149ZM183 225H185V227ZM144 226H146V228ZM154 226H155V228H154ZM203 226H205L206 228ZM114 227H115V229H114ZM135 227H137L139 229H137ZM143 227H144V229H143ZM224 227H226L225 230H224ZM19 228H20V230L22 229L21 232H23V230H24V232L25 231L26 232L23 233V235L22 234L18 235ZM112 228H113V231H112ZM164 228H165V231L163 232L162 229H164ZM193 228L196 229V230L194 229V232H196V233L199 230V234H195L192 230ZM16 229H17V231H16ZM25 229L28 230V233H27V230H25ZM122 229H123V231H122ZM179 229H181V231H182L181 234L178 233V231L180 232ZM186 229L187 230L189 229V230L187 231ZM159 230H161V232ZM175 230H177L176 231L177 234H175L176 232H173ZM142 231H144V232L142 233ZM170 231H172V233ZM21 232H19V233H21ZM132 232H135V233L133 234ZM173 233L175 234V236H170V238H169V235H171V234L174 235ZM190 233L195 234V236H197V238ZM64 234H66L67 238H69V239H67L68 241L66 240V237ZM126 234H123V235H126ZM130 234H132L133 237ZM143 234H144V236H143ZM221 234L228 235V236H225L226 238L222 239ZM15 235H17L18 237H21L19 239L16 236V238L19 242L16 240V238H14ZM24 235H25V237H24ZM134 235H136V236H134ZM167 236H168V240H166ZM64 237H65V239H64ZM112 237H114V239H112ZM138 237L140 239H138ZM163 237H165V239H163ZM57 238H58V240H57ZM194 238H196V240ZM214 238H215V240H214ZM229 238H230V241H229ZM123 239H127V238H123ZM157 239H159V238H157ZM60 240H62V242L59 243ZM64 240L67 241L66 244L63 243ZM127 240H124V241H127ZM223 242H225V243H223ZM114 243H115V245H114ZM128 243H129V241H128ZM199 243H201V244L199 245ZM56 244H58V246H56ZM59 244H61V245H59ZM111 244L114 245V248L117 247L116 249H118V250L115 249V251H117V252H114L113 250H111V248H113V245L111 246ZM134 244H132V245L134 246ZM205 244H207V243H205ZM195 245L197 246V249L194 250V248H196V247H194ZM213 245H214V247H213ZM223 245L226 246L227 252L223 251V253H221V252L218 253V250L214 252V250H216L215 246H216V248L217 247L222 248ZM144 246H145V248H146V246H148L147 249H145V251H143ZM179 247L180 246H177L176 248H174L175 250H172V251H176V250L178 251V249H179V252H177V251L176 252L182 253V252H180L182 247L181 248H179ZM230 247H231V249H230ZM105 248L109 249L111 251L105 250ZM151 248H152V250H150ZM212 248H214V249L211 250ZM257 248H258V251H256ZM146 250H149V253H151L150 256H153L152 258L149 256V253H147L148 251H146ZM229 250L231 252H229ZM259 250H261V251H259ZM140 251H142L141 254H140ZM192 251L197 252V254H195V252H192ZM255 251L259 252L260 254L259 253H258L259 255L256 254ZM120 252L122 255H120ZM137 252L139 255L137 254ZM191 252L193 254H191ZM207 252H209V253L207 254ZM210 252L212 255L210 254ZM126 253H128V254H126ZM200 253H202L203 255ZM215 253L216 254L218 253V254L215 255ZM124 254L126 256H123ZM143 254H145L146 257L147 256L149 257L148 261L150 263H148V261H146L147 258L145 259V256ZM155 254L158 256L156 257ZM209 254H210V256L208 257ZM231 254H232V256H231ZM191 255L193 257H190ZM204 255H206V258L208 257L209 259L208 258L206 259ZM214 255H215V259H214ZM262 255H263V257H262ZM252 256H254V258ZM258 256L260 257V259H257ZM165 257H167V256H165ZM226 257H227V259H226ZM157 258H159L158 260L161 261V263H158L159 261L157 260ZM231 258H233V259H231ZM160 259H162V260H160ZM192 259H193L194 263L193 262L191 263L189 261ZM256 259L260 260V261L255 262ZM166 261H168V259H166ZM124 262H123V264H124ZM140 262H137V263H140ZM199 263L200 262H198V264ZM212 264H214V263L212 262Z\"/></svg>","mask_w":264,"mask_h":264},{"label":"bare ground","instance_id":"6f19581e","mask_svg":"<svg viewBox=\"0 0 264 264\" xmlns=\"http://www.w3.org/2000/svg\"><path fill=\"white\" fill-rule=\"evenodd\" d=\"M32 1H34V4L38 2V1L35 2V0H32ZM32 1L29 3V5H32V6H33L34 4H32ZM44 1H46V0H44ZM48 1H50V0H48ZM59 1H60V0H59ZM59 1H58V0H54V1H52V3H50L49 5H48V2H46V3H47V5L49 6L48 8H51V9H52V8H57V7H58V2H59ZM74 1L76 2V0H74ZM89 1H90V0H89ZM92 1H93V0H92ZM95 1H96V0H95ZM100 1H101V0H100ZM102 1H104V2L106 3V0H102ZM107 1H108V0H107ZM111 1H112V0H111ZM129 1H130V3H131L132 5H133V4H136V3H135V0H129ZM144 1H145V0H144ZM157 1H159V0H154V3H152V2H153V1H152V2H150L149 4L152 3V4L154 5L155 2H157ZM263 1H264V0H263ZM39 2H42V1L39 0ZM98 2H99V1H98ZM139 2H140V1H139ZM139 2H138V4H139ZM146 2H149V1L146 0ZM59 3H60V2H59ZM76 3H78V2H76ZM99 3H100V2H99ZM99 3H98V4H99ZM108 3H110V2H108ZM130 3H129V4H130ZM163 3H164V2H163ZM206 3L210 4L209 1L206 2ZM259 3H261V2H258V0H214L213 2H211V5H210V6H206V5H205V7H206L207 10L204 12V15H205V18H206L205 20H206V24H207V28H208V30H210L211 33H213V34L215 35L214 41H216V43H213V45L216 44L215 46H216L217 49H216V51H214V53H215V57L217 58V59H216L217 65L220 66V69H222V73H223L225 76H227V80H228V79H231L232 83H236V82H240V81H241V82H244V78H242V76L245 77V78H247V79H248V82H247V83L250 84V85H253V87H254V90H253V91H252L251 89H247L248 92H249L250 90H251V91H250L251 93L254 92V93H252V96L254 95L253 98H254L256 101L258 100L259 103H261V105L264 107V79H260V77L258 76L262 71H264L263 68H262V70H261V68H260V67H263V64H260V62L262 63V62L264 61V33H263L262 36L260 37V34H261V33H259L260 31L258 30V27H257V26H259L260 24H263V23H264V8H262V10H260L259 12H257L258 10L256 11V9H257L256 6L258 7V4H259ZM262 3H264V2H262ZM262 3H261V5H262ZM80 4H82V3H80V1H79V5H80ZM131 4H130V5H131ZM138 4H137V5H138ZM144 4L146 5L145 2H144ZM147 4H148V3H147ZM159 4H161V3H159ZM159 4H158V5H159ZM215 4H216V5H215ZM217 4H219V5H217ZM256 4H257V5H256ZM37 5H40V6H39V10H40L39 13L41 12V10H42V11H45V10H46V9L44 8V6H43V7L41 6V4L38 3ZM44 5H45V4H44ZM90 5H92V3H91ZM93 5H95V4H93ZM100 5H101V3H100ZM132 5L130 6V9L132 8ZM158 5H157V7H155L156 5L153 6V7H155L156 12H157L156 16H157L158 13H159L157 10H158V8H160V7H158ZM168 5H169V4H168ZM263 5H264V4H263ZM263 5H262V6H263ZM27 6H28V5H27ZM32 6H30V7L32 8ZM34 6H35V8H36V5H34ZM102 6H104L103 3H102ZM109 6H110V5H109ZM126 6H127V5H126ZM138 6H139V5H138ZM138 6H137V7H138ZM147 6H152V5H147ZM170 6H171V5H170ZM90 7L93 9L92 6H90ZM133 7H134V5H133ZM137 7H135V8H137ZM153 7H150V8H153ZM260 7H261V6H259V8H260ZM263 7H264V6H263ZM28 8H29V7H28ZM28 8H27V9H28ZM35 8H33V9H35ZM100 8H101V7H100ZM138 8H139V7H138ZM147 8H148V7H147ZM150 8H149V9H150ZM162 8H164V7H162ZM166 8H167V7H166ZM203 8H204V7H201V8H200V13H203V11H204V10L202 11ZM208 8H209V9H208ZM259 8H258V9H259ZM33 9H32V10H33ZM37 9H38V8H37ZM43 9H44V10H43ZM102 9H103V8H102ZM149 9H147V12H149ZM192 9H193V11H194V8H192ZM29 10H31V9L29 8ZM35 10H36V9H35ZM35 10H34V11H35ZM48 10H49V9H48ZM132 10H134V9L132 8ZM137 10H138V9H137ZM145 10H146V8H145ZM37 11H38V10H37ZM37 11H36V12H37ZM49 11H50V10H49ZM105 11H106V10H105ZM134 11H136V10H134ZM143 11H144V10H143ZM36 12H35V13H36ZM46 12H47V11H46ZM50 12H51V11H50ZM50 12H49V14H51ZM108 12H109V11H108ZM222 12H225V16H224L223 18L221 17L218 21L216 20L217 22H215V17H217V16L220 17V14H221ZM30 13H31V12H30ZM41 13H42V12H41ZM47 13H48V12H47ZM47 13H46V14H45V13H42V14H44V16H45V15L47 16V17H45L46 19H47V18L49 19V18H50V17H49L50 15L48 16ZM52 13L55 14V11H53ZM126 13H127V11H126ZM160 13H161V12H160ZM32 14H33V16H37L36 14L34 15L33 12H32ZM32 14H31V16H32ZM37 14H38V12H37ZM56 14H57V13H56ZM134 14H135V12H134ZM136 14H137V13H136ZM138 14H139V10H138ZM143 14H146V11H145V13H143ZM143 14H142V15H143ZM147 14H149V13H147ZM29 15H30V14H29ZM51 15H52V14H51ZM127 15H128V14H127ZM150 15H151V14H150ZM150 15H146V16H150ZM154 15H155V14H154ZM200 15H201V14H200ZM39 16H40V15H38L37 17H39ZM42 16H43V15H42ZM54 16H55V15H54ZM56 16H58V15H56ZM56 16H55V18H54V20H56L55 23H57V20H58V17L56 18ZM123 16L125 17V15H123ZM139 16H140V15H139ZM146 16H145V17H146ZM152 16H153V15H152ZM52 17H53V16H52ZM52 17H51V18H52ZM99 17H100V16H98V18H99ZM127 17H128V16H127ZM40 18H41V16H40L38 19L41 20ZM42 18H44V17H42ZM51 18H50V19H51ZM96 18H97V16H96ZM100 18H101V17H100ZM103 18H104V16H103ZM125 18H126V17H125ZM132 18H133V16H132ZM138 18H139V17H137V18L134 17L133 19H134V20L137 19L136 21H138ZM140 18H141V17H140ZM146 18H147V17H146ZM150 18H151V16H150ZM48 19H47V20H48ZM52 19H53V18H52ZM126 19H127V18H126ZM142 19H143V18H142ZM142 19H140V20H142ZM148 19H149V18H148ZM198 19H199V18H198ZM32 20H33V19H32ZM36 20H37V18H36ZM39 20H37V21H38L37 23H40V22H41V21H39ZM42 20H43V19H42ZM47 20H45V22H47ZM104 20H105V19H104ZM140 20H139V21H140ZM160 20H162V19L160 18ZM33 21H34V20H33ZM33 21H32V24L35 23V22H33ZM48 21H49V20H48ZM51 21H52V20H51ZM78 21H79V19H78ZM78 21H77V22H78ZM147 21H148V20H147ZM155 21L158 22V20H155V17H154V22H155ZM166 21H167V20H166ZM166 21H165V23L170 22V20L167 21V22H166ZM70 22H72V21H70ZM89 22H91V20H89ZM89 22L86 21V24L89 25V24H90ZM94 22H95V21H94ZM96 22H97V21H96ZM123 22H124V21H123ZM123 22H122V23H123ZM151 22H152V21H151ZM154 22H152V23H154ZM157 22H156V23H157ZM28 23H29V22H28ZM49 23H51V22H50V21L47 22V23H44V22H43L42 24L40 23L41 25H40V24H34V25H36V26L40 25V27H37V28H36V26L34 27V25H32L34 28L31 29L33 32L30 31V34L28 33L29 31L26 32V29H25L24 32H26V33L29 34V35H27V36H29V37L26 36L27 38H29V39L27 40L29 44H28V43H24V45H22V44L19 45L17 42H15V43L18 44L19 46H23V47H24V46H27V45H25V44H28V46H29V47L27 46V47H28V50H29V52L31 51V52H30L31 54H32V52H33V55H32V56L35 55L34 58H36V60H37V55H36L35 53L40 54V55H41L40 57H43V62H40V61H42V60H41L42 58H41L39 61L37 60V62H38V63H41V65H43L42 63H46V62H48L49 64L47 63V64H48L47 66H49V68H48V67H45V69L47 70V68H48V69L50 70V71H49V74H52V75L54 74V76H55V73H58V72H59V71H58V68L60 67V64H58V61H57V58H58L59 56H58L57 58H55L54 55L57 56V55H56L57 51L61 50V46H60L61 44L59 45V46H60V48H59V47H58L59 42H57V40H56V39H58V38H57L58 36H54V34H56V32H57L58 29H57V30L55 29L56 32H54V34H51L52 36H51L50 34H47V32H48V33H52L50 27H49V29H47V32H46V30L44 29V28H46L45 25L47 26V24H49ZM52 23H53V22H52ZM67 23L70 24L69 21H67ZM67 23H66V24H67ZM79 23H80V22H79ZM97 23H98V22H97ZM97 23H95V24H96V26L98 27ZM99 23H100V22H99ZM159 23H160V22H159ZM159 23H158V24H159ZM194 23H196V22H194ZM29 24H31V23H29ZM29 24H27V25H29ZM72 24H75V23L73 22ZM72 24H71V25H72ZM101 24H102L101 26L108 25L107 23H106L105 25H103V23H101ZM150 24H151V23L149 22L148 25H150ZM154 24H155V23H154ZM49 25H50V24H49ZM53 25H54V23L51 24V26H53ZM71 25H70V26H71ZM81 25H84V23H82V21H81ZM92 25H93V26H92ZM92 25H91L92 27L95 26L94 24H92ZM111 25H112V24H111ZM111 25H109V26H111ZM155 25H156V24H155ZM155 25H153V26H155ZM161 25H162V24H161ZM164 25H165V24H164ZM164 25H163V26H164ZM29 26H31V25H29ZM70 26H69V27H70ZM77 26H78V25H77ZM77 26H76V27H77ZM89 26H90V25H89ZM96 26H95V27H96ZM156 26H158V25H156ZM199 26H200V25H199ZM260 26H263V25H260ZM55 27H56V26H55ZM65 27H66V26H65ZM69 27H68V28H69ZM72 27H74L75 29L72 28ZM72 27H71V28H72L71 30H77V31H79V29L81 30V28H78V27L76 28L75 25L72 26ZM80 27H81V26H80ZM97 27H96V28H97ZM105 27L108 28L107 26H105ZM114 27H115V26L110 27V29H112V28H114ZM116 27H117V26H116ZM165 27H168V26H165ZM26 28H27V27H26ZM47 28H48V26H47ZM57 28H58V25H57ZM82 28H84V30H85V27H82ZM86 28H87V27H86ZM88 28H89V27H88ZM101 28H102V27H100V28H98V29L102 30ZM103 28H104V27H103ZM151 28H152V25H151ZM156 28H157V27H155L154 29H156ZM259 28H260V27H259ZM90 29H91V28H89V30H90ZM94 29H95V28H94ZM98 29H95V30H97L96 33H95V38H96V34L98 35V34H100V33L102 32V31L100 32ZM118 29H119V28H118ZM160 29H161V28H160ZM160 29H159V30L157 29L156 32L161 31ZM189 29H190V28H189ZM196 29H197V27H196ZM196 29H195V30H196ZM27 30H28V28H27ZM48 30H50V32H49ZM84 30L81 31V32L84 33V32H85ZM91 30H92V29H91ZM106 30H107V29H106ZM106 30H104V31H106ZM113 30H116V29L114 28V29H112V31H113ZM119 30H121V29H119ZM119 30H117V31H119ZM126 30H127V29H126ZM162 30H163V29H162ZM169 30H172V29L169 27ZM176 30H177V29H176ZM178 30H180V29H178ZM186 30L189 31V32L185 31V32H187V34L190 33V30H188V29H186ZM260 30H261V29H260ZM262 30L264 31V27H263ZM65 31H67V29H66ZM98 31H99V33H98ZM104 31H103V32H104ZM107 31H108V30H107ZM117 31H114V34H115V32L117 33ZM210 31H209V32H210ZM24 32H23V33H24ZM34 32H36V33H34ZM74 32H75V31H74ZM79 32H80V31H79ZM79 32H78V33H79ZM94 32H95V31H94ZM94 32H93V33H94ZM103 32H102V33H103ZM121 32H122V30H121ZM124 32H125V31H124ZM131 32H132V31H131ZM163 32H164V30H163ZM192 32H194V34H195L196 31H193V30H192ZM8 33H9V32H7V34H8ZM23 33H22V34H23ZM33 33H34V34H33ZM83 33H81V34H83ZM86 33H87V32H86ZM86 33H85V34H86ZM108 33H109V32H108ZM125 33H126V32H125ZM164 33H166V31H165ZM24 34H25V33H24ZM57 34H58V32H57ZM57 34H56V35H57ZM62 34H63V31H62ZM65 34H68V35H66V36L70 37L69 33L66 32ZM87 34H88V33H87ZM89 34H91V33H89ZM109 34H110V33H109ZM111 34H113V32H111ZM111 34H110L109 36H111ZM126 34H128V33H126ZM158 34H159V33H158ZM161 34H162V32H161ZM182 34H183V33H182ZM182 34L180 33V35H177V36H179V37H176L175 34H174V36H173L172 34H171V35H172L173 37H175V38H178V39H177V40H178V44H180V43H182V42L184 43V40H185L187 37H188L187 39L189 40V37H190L189 34H188V35H182ZM185 34H186V33H185ZM194 34L192 33L191 35H192L193 37H195ZM5 35H6V34H5ZM9 35H10V33L8 34V36H4V34H3V36H2L0 39L3 40L2 38H4V37H5L4 39H6V37H9ZM16 35H17V34H16ZM49 35H50V36H49ZM93 35H94V34H93ZM93 35H91V36L94 37ZM121 35H122V33H120V37H122ZM123 35H125V34L123 33ZM128 35H131V34L129 33ZM128 35H127V36H128ZM134 35H135V34H134ZM134 35H133V36H134ZM138 35H139V33L137 34V36H138ZM140 35H141V34H140ZM163 35H164V34H163ZM166 35H167V34H166ZM10 36L12 37V33H11ZM53 36H54V37H53ZM66 36H65V37H66ZM84 36H85V35H84ZM87 36H89V35H87ZM91 36H89V37H91ZM99 36L101 37V35H98V37H99ZM109 36H108V38H109ZM112 36H113V35H112ZM115 36L117 37L118 34H117V35L115 34ZM127 36H126V37H127ZM133 36H132V37H133ZM141 36H142V35H141ZM159 36H160V34H159ZM192 36H191V39H192V41H193L194 39L192 38ZM14 37H15V36H14ZM16 37H17V36H16ZM43 37H44V38H43ZM50 37H51V38H50ZM73 37H74V36H73ZM89 37H88V39H90V41H91L93 38L91 39V38H89ZM100 37H99V38H100ZM102 37H103V35H102ZM135 37H136V35H135ZM135 37H134V39H135ZM19 38H20V37H19ZM27 38H26V39H27ZM46 38H47V39H46ZM54 38H56V39H54ZM62 38H64V36H62ZM71 38H72V36H71ZM104 38H106V39H107V42L110 43L109 40H108V38H107V35H106V37L104 36L103 39H104ZM112 38H113V37H112ZM118 38H119V37H118ZM138 38H139V37H138ZM143 38H144V37H143ZM17 39H18V38H17ZM66 39H68L69 41L72 42V39H69V38H66ZM88 39H87V40H88ZM101 39H102V38H101ZM101 39H100V40H101ZM103 39H102V40H103ZM124 39H126V38H124ZM132 39H133V38H132ZM132 39H131V41H132ZM134 39H133V40H134ZM136 39H137V37H136ZM136 39H135V40H136ZM1 40H0V41H1ZM24 40H25V39H24ZM55 40H56V41H55ZM61 40H62V39H61ZM85 40H86V37H85ZM87 40H86V41H87ZM93 40H94V39H93ZM97 40H98V42H99V39H97ZM112 40H113V39H112ZM117 40H118V39H117ZM117 40H116V42H118ZM129 40H130V39H129ZM140 40H141V39H140ZM8 41H9V43H8ZM10 41H11V40H9V38L6 40V43L9 44V46L6 47V49H5V48L2 49V46H1V44L4 46L5 42H4V41H2V43L0 42V43H1V44H0V48H1L2 50H5V51L8 49V51H9V47L11 48V45H12V44L10 43ZM27 41H25V42H27ZM64 41H65V40H64ZM90 41H89V43H90ZM94 41H96V40H94ZM114 41H115V40H114ZM122 41H123V40L119 39V43H120V42L122 43ZM125 41H128V40H125ZM137 41H139V39H138ZM141 41L143 42V40H141ZM149 41H150V40H149ZM189 41H190V40H189ZM189 41H188V42H189ZM192 41H191V42H192ZM3 42H4V44H3ZM11 42H12V41H11ZM66 42H67V41H66ZM87 42H88V41H87ZM102 42H103V41H102ZM116 42H115V43H116ZM123 42H124V41H123ZM139 42H140V41H139ZM139 42H138V44H139ZM262 42H263V43H262ZM12 43H14V42H12ZM96 43H97V42H94V43H93V41H92V46H93V44H96ZM100 43H101V41H100ZM113 43H114V42H113ZM115 43H114V44H115ZM121 43H120V44H121ZM144 43H145V41H144ZM146 43H147V41H146ZM183 43H182V45H184V48L186 49V46H187V44H185V43H186V40H185V43H184V44H183ZM260 43H261V44H260ZM10 44H11V45H10ZM62 44H63V43H62ZM68 44H70V42H68ZM68 44H67V45H68ZM76 44H77V42H76ZM111 44H112V42H111ZM116 44H117V43H116ZM116 44H115V45H112V47H113V46H117ZM124 44H126V43H123V45H124ZM127 44H128V43H127ZM127 44H126V45H127ZM129 44H130V43H129ZM131 44H132V43H131ZM133 44H134V43H133ZM136 44H137V43H136V41H135V45H136ZM140 44H143V43H140ZM147 44H148V43H147ZM147 44H146V45H147ZM188 44H189V43H188ZM192 44H193V43H192ZM63 45H66V44L64 43ZM63 45H62V46H63ZM97 45H98V44L94 45L95 48H96V47H97V48L100 47V46H97ZM99 45H100V44H99ZM105 45H106V43H105ZM105 45H103V46H105ZM107 45H108V44H107ZM109 45H110V44H109ZM135 45H130V46H135ZM163 45H164V44H163ZM185 45H186V46H185ZM198 45H199V44H198ZM14 46H15V45H14ZM68 46H71V45H68ZM85 46L88 47V45H85ZM85 46H84V47H85ZM103 46L100 47L101 49L98 50L99 52L102 50V47H103ZM119 46H120V45H119ZM136 46H137V45H136ZM166 46H167V45H166ZM189 46H191V45H189ZM193 46H195V45L193 44ZM215 46H214V48H215ZM4 47H5V46H4ZM27 47H24V48H27ZM63 47H64V46H63ZM63 47H62V49L64 50V52L67 51V50H66L65 48H63ZM65 47H67V46H65ZM84 47H83V48H84ZM125 47H126V46H124V48H125ZM172 47L175 48V46H172ZM176 47H177V46H176ZM196 47H197V46H196ZM196 47H195V48H196ZM202 47H203V46H202ZM12 48H14L13 45H12ZM21 48H22V47H21ZM21 48H20V49H21ZM24 48H23V49H24ZM56 48H59V50H56ZM81 48H82V47H81ZM81 48H80V50L83 51V49H81ZM115 48H117V47H115ZM118 48H119V47H118ZM121 48H122V44H121ZM121 48L119 49V51L122 50ZM130 48H132V47H130ZM135 48H136V47H135ZM17 49H18V47H17ZM67 49H70V48L67 47ZM84 49L87 50V49H89V47H88L87 49H86V48H84ZM93 49H94V47H93ZM108 49H109V48H108ZM112 49H113V48H112ZM125 49L128 50V47L125 48ZM177 49H178V48H177ZM188 49H189V48H188ZM197 49L199 50V48H197ZM197 49H196V51H197ZM15 50H16V47H15L14 50H13L14 53H15ZM18 50H19V49H18ZM24 50H26V49H24ZM63 50H61V51H59V52H62ZM96 50H97V49H96ZM103 50H104V49H103ZM127 50H126V51H127ZM130 50H131V49H130ZM130 50H129V51H130ZM132 50H133V49H132ZM138 50H139V48H138ZM141 50H144V51H145V49H141ZM180 50H181V49H180ZM180 50H179V52H181ZM19 51H20V50H19ZM21 51H22V49H21ZM93 51H94V50H93ZM107 51H108V50H107ZM109 51L111 52V51H113V50H109ZM126 51H125V52H126ZM129 51H127V52H129ZM144 51H143V52H144ZM182 51H183V52L186 51L185 53L190 52L191 55H193V54L195 55V52H196V51L194 50L195 52L193 51V52H194V53H193V52H191V50H190V51H189V50L187 51V49H186V50H182ZM3 52H4V51H3ZM6 52H7V51H6ZM29 52H26V53H28V55H27L28 57L30 56ZM55 52H56V53H55ZM59 52H58V53H59ZM64 52H63V54H64ZM67 52H68V51H67ZM70 52H71V51H70ZM86 52L89 53V54L86 53V55L89 56V58H91L90 52H89V51H86ZM94 52H95L94 54H96V51H94ZM133 52H134V51H132V53H133ZM136 52H137V51H136ZM139 52H140V50H139ZM143 52H141V53H143ZM18 53H19V52H18ZM20 53H21V52H20ZM65 53H66V52H65ZM105 53H107V52H106V49H105V52H104V53H101V52H100V54L97 53V55L99 54V56H100V55L102 56V54H104L105 56H103V57H105V59H106L108 55H106ZM118 53H119V52H118ZM132 53H131V55H130V53H127V54H129L130 56H133ZM196 53H197V52H196ZM1 54H5V53H1ZM10 54H11V53H10ZM67 54H68V53H67ZM67 54H66V55H67ZM70 54H71V53H69L68 55H70ZM84 54H85V51H84ZM110 54H112V53H109V55H110ZM15 55H16V53H15ZM23 55H24V54H23ZM61 55H62V53H61ZM77 55H79V54H77ZM77 55H75V56H77ZM114 55H115V53H114L113 55H111V57L114 56ZM116 55H117V54H116ZM116 55H115L114 57H116ZM124 55H126V54H124ZM138 55H140V54H137V56H138ZM5 56H6V54H5ZM38 56H39V55H38ZM95 56H96V55H95ZM101 56H100V58L103 59ZM117 56H119V55H117ZM134 56H135V54H134ZM212 56H213V55H212ZM212 56H211V57H212ZM30 57H31V56H30ZM30 57H29V58H30ZM52 57H53V58H52ZM80 57H81V56H80ZM92 57L95 59L94 56H92ZM121 57H122V56H120L119 58H120L121 60H123ZM138 57H139V56H138ZM4 58H5V57H4ZM6 58H7V56H6ZM16 58H17V56H16ZM18 58H19V56H18ZM26 58H27V57H26ZM29 58H27V59L30 60ZM69 58H70V57H69ZM71 58H72V57H71ZM87 58H88V57H87ZM117 58H118V57H117ZM134 58H136V57H133V59H134ZM14 59H15V58H14ZM19 59H21V58H19ZM32 59H33V58H32ZM38 59H39V58H38ZM58 59H59V58H58ZM81 59L83 60L84 57H82ZM96 59H97V62L101 61V59L98 61L97 56H96ZM108 59H109V58H108ZM114 59H115V58H114ZM127 59H128V56H127ZM129 59L132 60V58H129ZM212 59H213V58H212ZM15 60H18V59H15ZM23 60L25 61V59H23ZM28 60H26V61H28ZM44 60H45L46 62H44ZM65 60H67V59H65ZM88 60H89V59H88ZM115 60H116V59H115ZM115 60H114V61H115ZM134 60H136V59H134ZM194 60H195V59H194ZM194 60H193V61H194ZM203 60H204V59H203ZM30 61H31V60H30ZM74 61H75V59H74ZM83 61H84V60H83ZM89 61H91V59H90ZM103 61H104V60H103ZM108 61H109V60H107V62H108ZM111 61L113 62V60H110V62H111ZM118 61H119V60H118ZM129 61H130V60H128L127 62H129ZM13 62H14V61H13ZM18 62H20V61H18ZM28 62H29V61H28ZM67 62H68V61H67ZM79 62L81 63L82 61H79ZM79 62H78V63H79ZM85 62H86V60H85L83 63H81V64L86 65ZM87 62H88V61H87ZM91 62H92V61H91ZM97 62H93V63H96V64H97ZM105 62H106V60H105ZM107 62H106L105 68H106V66H107ZM110 62H109V64H110ZM116 62H117V61H116ZM121 62H124V60L121 61ZM127 62H126V63H127ZM24 63H25V62H24ZM30 63H31V62H30ZM34 63H35V62H34ZM34 63H33V64H34ZM69 63H70V62H69ZM72 63H73V66H75L74 64H76L77 61H76V63H74V62H72ZM72 63H71V64H72ZM117 63H118V62H117ZM119 63H120V62H119ZM126 63H125V64H126ZM129 63L132 64V63H134V62H131V61H130ZM213 63H215V62H213ZM263 63H264V62H263ZM17 64H18V63H17ZM17 64H16V66H17ZM71 64H70L69 66H72ZM96 64H95V65H96ZM98 64L101 66L100 62H99ZM98 64H97V65H98ZM125 64H124V65H125ZM134 64H135V63H134ZM18 65L20 66L21 63L18 64ZM24 65H25V64H24ZM58 65H59V66H58ZM119 65L121 66V63H120ZM135 65H136V64H135ZM213 65H214V64H213ZM217 65H216V66H217ZM16 66H14V68H19V67H16ZM26 66H27V64H26ZM28 66H29V64H28ZM30 66H31V65H30ZM44 66H45V64H44ZM86 66L93 67V68L89 69V67L86 68ZM86 66H85V68L88 69V70H92V69H94V67H95L94 70H96V67H98V66H90V63H89V62L87 63ZM132 66H134V65L132 64ZM136 66H137V65H136ZM139 66H140V65H139ZM139 66H138V67H139ZM147 66H148V65H147ZM191 66H192V65H191ZM191 66H190V67H191ZM214 66H215V65H214ZM218 66H217V67H218ZM24 67H25V66H24ZM31 67H33V66H31ZM35 67H36V65H35ZM37 67H38V66H37ZM76 67H77V66H75V68H76ZM80 67H81V66H80ZM82 67L84 68V66H82ZM123 67H124V66H123ZM138 67H135V68L137 69ZM143 67H144V66L142 65V68H143ZM204 67H205V66H204ZM21 68H22V65H21ZM21 68H20V69H21ZM41 68H44V67H41ZM41 68H40V69H41ZM100 68H101V67H100ZM102 68H104V66H103ZM105 68H104V69H105ZM107 68H109V67H107ZM130 68H131V67H130ZM140 68H141V67H139V70H142V69H140ZM148 68H149V67H148ZM148 68H147V69H148ZM191 68H192V67H191ZM258 68H260V72H256V71L259 70ZM11 69L14 70V72L17 71V69H16V71H15V69H13V67L10 68V70H11ZM22 69H23V68H22ZM24 69H26V68H24ZM27 69H28V71H29V68H27ZM32 69H33V68H32ZM76 69H77V68H76ZM78 69H79V67H78ZM78 69H77L76 71H78ZM125 69H126V68H125ZM125 69L122 68V70H125ZM132 69L134 70V68H132ZM136 69H135V70H136ZM204 69H205V68H204ZM215 69H216V68H215ZM218 69H219V68H218ZM218 69H216V71H217ZM257 69H258V70H257ZM10 70H9V71H10ZM46 70L44 71V69H43V71H44L45 73L48 72V71L46 72ZM59 70H60V68H59ZM84 70H85V69H84ZM94 70H93V72H94V74H95L97 70H96V71H94ZM98 70H99V67H98ZM100 70H101V69H100ZM186 70H187V69H186ZM186 70H184V71L187 72L188 70H187V71H186ZM20 71L23 72V70H20ZM24 71H25V70H24ZM28 71H26V72H28ZM30 71H31V70H30ZM38 71H40V70H38ZM85 71H86V70H85ZM150 71H151V70H150ZM189 71H190V70H189ZM81 72H82V71H80V73H79V71H78L79 74H81ZM89 72H90V71H89ZM101 72L103 73V71H101ZM105 72H107V70H106ZM105 72H104V73H105ZM108 72H109V71H108ZM112 72H113V71H112ZM112 72H111V73H112ZM118 72H119V71H118ZM118 72H117V74H119ZM134 72H135V71H134ZM141 72H142V71H141ZM144 72H145V71H144ZM148 72H149V70H148ZM191 72H192V69H191ZM191 72H190V73H191ZM200 72H201V71H200ZM28 73H29V72H28ZM28 73H25V72H24L23 75L26 76L25 74H28ZM45 73H44V75H45ZM82 73H83V72H82ZM84 73H85V72H84ZM84 73H83V74H84ZM111 73L109 72V74H111ZM124 73H125V71H124ZM180 73H181V72H180ZM188 73H189V72H188ZM190 73H189V74H190ZM192 73H193V72H192ZM30 74H31V72H30ZM47 74H48V73H47ZM59 74H60V73H58V75H59ZM87 74H88V73L86 72V74H85V75H82L83 77H81V78L87 77V76H86ZM92 74H93V73L91 72V74H89V75H92ZM94 74H93V76H94ZM107 74H108V73H107ZM107 74H106V75H107ZM112 74H113V73H112ZM150 74H151V73H150ZM181 74H182V73H181ZM183 74H184V73H183ZM183 74H182V75H183ZM193 74H194V73H193ZM240 74H241V75H240ZM261 74L264 75V72H262ZM23 75H21L22 78H23ZM104 75H105V74H104ZM113 75H114V74H113ZM123 75H124V74H123ZM191 75H192V74H191ZM11 76H12V74H11ZM18 76H20V74H19ZM31 76H32V74H31ZM47 76H48V75H47ZM54 76H53V77H54ZM95 76H96V75H95ZM107 76H108V75H107ZM115 76H116V75H115ZM120 76H121V74H120ZM185 76H186V75H185ZM260 76H261V75H260ZM21 77H19V78H21ZM50 77L52 78V76L49 75V78H50ZM103 77H104V76L102 75V79H103ZM105 77H106V76H105ZM117 77H119V76H117ZM117 77H116V78H117ZM144 77H145V76H144ZM173 77H177V75H176V76H173ZM180 77H182V76H180ZM22 78H21V79H22ZM24 78L26 79V77H24ZM24 78H23V79H24ZM27 78L29 79V77H27ZM45 78H46V77H45ZM56 78H58V77H56ZM61 78H64V77H61ZM61 78H59V79H61ZM87 78H90V76H88ZM107 78H109V77H107ZM107 78H105V79H107ZM145 78H146V77H145ZM145 78H143V79H145ZM188 78H189V77H188ZM195 78H196V77H195ZM261 78H263V77H261ZM30 79H31V78H30ZM47 79H48V78H47ZM64 79H65V81H67L66 78H64ZM64 79H62V81H63ZM91 79H92V78H91ZM94 79H95V78H94ZM175 79H176V78H175ZM177 79H178V78H177ZM206 79H207V78H206ZM52 80H55V77H54V79H51V80L48 79V82H46V83L48 84V83H50V81H52ZM57 80H58V79H57ZM57 80L55 81L56 84H57V82H58ZM117 80H118V79H117ZM149 80H151V79H149ZM179 80H181V79L179 78ZM189 80H190V79H189ZM196 80H197V79H196ZM262 80H263V81H262ZM104 81H105V83H106V80H104ZM107 81H108V79H107ZM109 81H110V80H109ZM151 81H152V80H151ZM173 81L176 82V81H178V80H176V81L173 80ZM184 81H186V80L184 79ZM187 81H188V79H187ZM191 81H193V80H191ZM111 82H113V81H111ZM182 82H183V80L181 81V83H182ZM207 82H208V81H207ZM228 82H229V80H228ZM51 83H52V82H51ZM55 83H54V81H53V85H54ZM109 83H110V82H109ZM148 83H149V82H148ZM184 83H185V82H184ZM184 83H183V85L186 86V83H185V84H184ZM230 83H231V82H230ZM245 83H246V82H245ZM106 84H107V83H106ZM110 84H111V83H110ZM145 84H146V82H145ZM172 84H173V83H172ZM188 84H189V82H188ZM193 84L195 85V83H193ZM248 84H247V85H248ZM48 85H49V84H48ZM113 85H114V83H113ZM149 85L151 86V84H149ZM175 85H176V84H175ZM175 85H174V86H175ZM178 85H179V83H178ZM180 85H181V84H180ZM183 85H182V86H183ZM196 85H197V84H196ZM234 85H235V84H234ZM243 85H245V84H243ZM107 86H109V88H110L112 85H107ZM163 86H164V85H163ZM165 86H168V85H165ZM188 86H189V85H188ZM207 86H208V85H207ZM237 86H238V85H237ZM50 87H54V86L51 85ZM57 87H58V85H57ZM112 87H115V86H112ZM161 87H162V85H161ZM161 87H158V89L161 88ZM171 87H173V86L171 85L169 88H171ZM176 87H177V86H176ZM179 87H181V86H179ZM239 87H241V85H240ZM253 87L251 86V88H253ZM162 88H163V87H162ZM174 88H175V87H174ZM177 88H178V87H177ZM183 88H184V87H183ZM191 88H192V87H191ZM198 88H200V85H199ZM198 88H197V90H198ZM207 88H208V87H207ZM248 88H249V87H248ZM57 89H58V88H57ZM61 89H62V88H61ZM61 89L59 88L58 90H61ZM114 89L117 90V91H115V92H118V90H119L118 87H117V88H114ZM166 89H167V88H166ZM186 89H187V88H186ZM200 89L202 90V88H200ZM210 89H211V88H209L208 90H210ZM64 90H66V89H64ZM164 90H165V89H164ZM164 90H163V92H164ZM174 90H176V89H174ZM174 90H172V91H174ZM189 90H191V89H189ZM240 90H241V89H240ZM244 90H246V89L244 88ZM247 90H246V91H247ZM62 91H63V89L61 90V92H62ZM179 91H180V89H179ZM179 91H178V92H179ZM186 91H187V90H186ZM202 91H203V90H202ZM56 92H57V91H56ZM59 92H60V91H59ZM155 92H158V90H157V91L155 90ZM155 92H154V93H155ZM189 92H190V91H189ZM189 92H188V94L191 95ZM200 92H201V91H200ZM250 92H249V93H250ZM57 93H58V92H57ZM66 93H67V91L65 92V95H64V94L62 95V93H60L61 95H59V93H58V97H59V96H62V97H60V98H63L64 96L68 95V94H66ZM79 93H80V92H79ZM166 93H167V91H166ZM174 93H175V92H174ZM186 93H187V92H186ZM197 93H198V95L201 94V93H199V91H198ZM207 93H208V92H207ZM209 93H210V92H209ZM152 94H153V93H152ZM176 94H177V91H176ZM176 94H175V95H176ZM179 94H180V93H179ZM179 94H178V95H179ZM182 94H183V91H182ZM210 94H211V93H210ZM55 95H57V94L55 93ZM155 95H156V94H154V96H155ZM184 95H185V94H184ZM184 95H183V96H184ZM192 95H193V93H192ZM194 95H195V94H194ZM207 95L209 96V94H207ZM79 96H80V95H79ZM150 96H151V95H150ZM152 96H153V95H152ZM169 96H170V95H169ZM179 96H180V95H179ZM185 96H186V95H185ZM185 96H184V97H185ZM200 96H201V95H200ZM203 96H204V95H203ZM191 97L193 98V96H191ZM191 97L188 98V99H191ZM198 97H199V96H198ZM209 97H210V96H209ZM56 98H57V96H56ZM65 98H66V97H64V99H65ZM178 98H179V97H178ZM181 98H182V97H181ZM186 98H187V97H186ZM200 98H201V97H199V99H200ZM210 98H211V97H210ZM172 99H173V98H172ZM183 99H184V98H183ZM195 99H198V98H195ZM195 99H194V101H195ZM57 100H58V98H57ZM62 100H63V99H61V101H62ZM67 100H68V99L66 98V101H67ZM140 100H141V99H140ZM177 100H178V99H177ZM179 100H180V99H179ZM203 100H205V101H203ZM206 100H207V97H206V95H205V96H204V99H202V101L205 102V103H204V105H205V106H204L205 111H204V108H202V107H201L200 109H198V110H200V111L202 110V112L204 111V112H207V113H208L210 107L208 108V105H206ZM208 100H209V99H208ZM190 101H191V100H190ZM198 101H200V100H198ZM209 101H210V100H209ZM209 101H208V102H209ZM53 102H54V101H53ZM56 102H57V101H56ZM185 102H186V99H185ZM173 103H174V105H176V108L179 109V112H182V111H183V107H184V105H183L182 103H181V104H178L177 101H176V102L173 101ZM187 103H188V102H187ZM190 103H191V102H190ZM195 103H196V102H195ZM49 104L51 105V103H49ZM49 104H48V105H49ZM54 104H55V103H54ZM54 104H52L51 106L54 107V106L57 105V104H56V105H54ZM48 105L45 104V106H47V108H48ZM165 105H166V104H165ZM170 105H171V104H170ZM189 105H190V106H189ZM189 105H188V106H189L188 108H191V105H192V104H189ZM45 106H44V107H45ZM141 106H142V105H141ZM167 106H168V105H166V107H167ZM211 107H212V106H211ZM263 107H262V108H263ZM40 108H41V107H40ZM40 108H39V110H40ZM42 108H43V107H42ZM160 108H162V106H160ZM185 108H186V106H185ZM263 109H264V108H263ZM41 110H43V113H44V111H45V112H46L47 110L49 111V109H46V107H45V110H44V108L41 109ZM55 110H57V109L55 108ZM151 110L154 111V108H153V109L151 108ZM170 110H171V109H170ZM48 111H47V113L49 114L48 116H50L51 113H50V111H49V112H48ZM195 111H196V110H195ZM38 112H42V111H38ZM138 112H140V111H138ZM150 112H151V111H150ZM158 112H161L159 108H157V110H155V114L158 113ZM164 112H165V111H164ZM175 112H176V111H175ZM198 112H199V111H198ZM202 112H201V113H202ZM43 113H42V114H43ZM53 113H54V112H52V115H53ZM127 113H128V112H127ZM127 113H126V114H127ZM131 113H132V112H131ZM152 113H153V112H152ZM210 113H211V112H210ZM123 114H124V113H123ZM128 114H129V113H128ZM153 114H154V113H153ZM158 114H159V113H158ZM158 114H156V116H158ZM160 114H161V113H160ZM187 114H188V113H187ZM253 114H254V113H253ZM130 115H132V114H130ZM139 115H140V114H139ZM149 115H150V114H149ZM168 115H169V114H168ZM168 115H167L166 117H169V116H170V115H169V116H168ZM189 115H191V113H189ZM40 116H41V117H44V116H45L46 119L48 120L47 115H43V116L40 115ZM40 116H39V118H41ZM71 116H72V115H71ZM73 116H74V115H73ZM73 116H72V117H69L70 120H69V118H67V120L71 121V118L74 120ZM124 116H125V114H124ZM127 116H128V115H127ZM156 116H154V117H156ZM159 116L161 117V119L166 118V117H163V115H159ZM173 116L176 117V116H178V114H174V115H172V117H173ZM210 116H211V114H210ZM117 117H118V116H117ZM139 117H140V116H139ZM139 117H138V119H139ZM141 117H142V116H141ZM141 117H140V118H141ZM148 117H151V116H148ZM154 117H153V118H154ZM162 117H163V118H162ZM186 117H187V116H185L184 118H186ZM205 117H206V116H205ZM208 117H209V116H208ZM124 118H126V117H124ZM128 118H129V117H128ZM132 118H134V115H133ZM144 118H145V117H144ZM198 118H200V117H198ZM198 118H197V119H198ZM202 118H203V120L205 119V118H204V115L202 116ZM211 118H212V117H211ZM211 118H210V119H211ZM214 118H215V117H214ZM214 118H213L214 121L212 120L213 122H215V119H214ZM42 119H45V118H42ZM75 119H76V117H75ZM114 119H115V118H114ZM118 119H119V118H118ZM126 119H127V118H126ZM135 119L137 120V118H134L133 120H135ZM145 119H146V118H145ZM145 119H142V120H144V122H146ZM148 119H149V118H148ZM159 119H160V118H159ZM182 119H183V118H182ZM197 119H195V120H197ZM206 119H207V117H206ZM36 120H37V118H36ZM47 120H46V122H47V124H48V121L50 120V118H49L48 121H47ZM73 120H72V121H73ZM77 120L80 121L79 117H77ZM111 120H113V119H111ZM131 120H132V119H131ZM150 120H152V119H149V122H150ZM154 120H155V119H153V121H154ZM156 120H157V119H156ZM156 120H155V121H156ZM163 120H165V119H163ZM166 120H168V119H166ZM179 120H180V119H179ZM179 120H178V121H179ZM192 120H193V119H192ZM200 120H201V119H200ZM218 120H219V119H218ZM69 121H66L65 124H66L67 122H69ZM75 121H76V120H75ZM75 121H74L73 123H71V122H70V123L75 125ZM114 121H115V120H114ZM153 121H152V122H153ZM184 121H185V120H184ZM184 121L182 122L183 125H182V124H179V125H176L175 127L172 126V127H174V130H173V129H172L173 131L170 130L171 133L168 131V136L165 135V136H167V137H165V138H169L170 136L173 138V137L175 136L173 139L176 140V138H178V137L181 138L182 136H186V135H187V137H188V135H190L189 132H190V131L192 132V125H191V122H188L189 120H188L187 122L185 121V123H184ZM190 121H191V120H190ZM206 121H209V120H206ZM206 121H205V123H206ZM210 121H211V120H210ZM210 121H209V122H210ZM212 121H211V122H212ZM37 122H38V121H37ZM42 122L44 123L43 120H42ZM131 122H132V121H131ZM139 122H140V121H139ZM144 122L142 121V123H144ZM156 122H157V121H156ZM161 122H162V120H160V123H161ZM168 122L170 123V119H169ZM213 122H212V123H213ZM217 122H218V121H217ZM43 123H42V124H43ZM70 123H67V124H70ZM77 123H78V122H77ZM114 123H116V121H115ZM119 123H121V122H119ZM127 123H128V122H127ZM127 123H126V124H127ZM129 123H130V122H129ZM135 123H136V122H135ZM135 123L132 122V124H134V127L136 126ZM163 123L166 124L167 122H163ZM174 123L176 124V122H173V124H174ZM203 123H204V122H203ZM230 123H231L230 126H232V125H233L232 122H230ZM234 123H235V124H234V126H235V125H236V122H234ZM244 123H245V122H244ZM35 124H36V123H35ZM39 124H40V120H39V123L36 124V125H39ZM71 124H70L69 126H70L71 128H72V126H73V128H74V125H71ZM110 124H111V122H110ZM117 124H118V123H117ZM117 124H115V125L117 126ZM138 124L142 125L141 122L138 123ZM150 124H152V123L150 122ZM155 124H156V123H155ZM164 124H162V125L164 126ZM170 124H171V123H170ZM194 124H195V123H193V125H194ZM207 124L210 125L208 122H207ZM207 124H202V127H203V126H207ZM63 125H64V124H63ZM79 125H80V124H79ZM140 125H138V126L140 127ZM148 125H149V124H148ZM153 125H154V124H153ZM159 125H160V124H159ZM197 125H199V124H197ZM197 125H196V126H197ZM213 125H216V126H217L218 124H215V123H214ZM41 126H42V125H41ZM43 126H45V125H43ZM64 126H65V125H64ZM107 126L109 127V126H111V125H107ZM118 126H119V124H118ZM121 126H122V124H121ZM121 126H120V127H121ZM126 126H127V125H126ZM126 126H125V127H126ZM145 126H146V125H145ZM155 126H156V128H157L158 125L156 124ZM160 126H161V125H160ZM199 126H201V125H199ZM219 126H220V125H219ZM219 126L217 127L218 129H220V128L222 127V126H221V127H219ZM66 127L69 128L68 125H67ZM66 127H65V128H66ZM75 127H77V125H76ZM78 127H80V126H78ZM81 127H82V126H81ZM81 127H80V128H81ZM108 127H106V128H108ZM112 127H113V126H112ZM120 127H119V128H120ZM122 127H123V126H122ZM125 127H123V128H125ZM129 127H133V126H131V124H130ZM149 127H153V126H152V125H149ZM149 127H146V129L149 128ZM161 127H162V126H161ZM243 127H245V126H243ZM113 128H114V127H113ZM116 128H117V127H116ZM137 128H138V127H137ZM156 128H155V129H156ZM158 128H160V127H158ZM196 128H197V127H196ZM203 128H204V127H203ZM203 128H202V130H203ZM206 128H208V127H206ZM206 128H205L204 131H206ZM209 128H211V127H209ZM217 128H215V129H217ZM232 128H233V126H232ZM246 128H247V127H246ZM76 129H77V128H76ZM81 129L86 131V129H83V127H82ZM81 129H80V130H81ZM109 129H112V128H109ZM117 129H118V128H117ZM127 129H128V127L126 128V130H127ZM143 129H144V128H143ZM162 129H164V128H160L161 131H162ZM169 129H170V128H169ZM193 129H194V128H193ZM218 129H217V130H218ZM70 130H71V129H70ZM130 130L133 131L134 129H133V128H130L129 131H130ZM136 130H137V129H136ZM136 130H134V131H136ZM141 130H142V129H141ZM167 130H168V129H167ZM167 130H164V131L167 132ZM196 130H197V129H196ZM196 130H194V131H196ZM202 130L200 129V130L198 131V132L201 133V134L199 135V138H196V140H195V135H194L195 132L193 133V136H194V142H197V139H199V140H200V141H198V143H199V142H201V140H203L204 137H206V136H210V133H208V134L206 135L207 131H206V133H205L204 131H203V133H202V132H201ZM209 130H210V129H209ZM211 130H212V129H211ZM217 130H215V132H216ZM221 130H222V129H221ZM221 130H220V133H221ZM224 130H225V129H224ZM230 130H231V129H230ZM238 130H239V129H238ZM238 130H237V131H238ZM77 131H79V130H77ZM77 131L75 130L74 132H77ZM106 131H107V130H106ZM106 131H105V132H106ZM113 131H114V133L116 134L115 130H112V132H113ZM118 131H119V130H118ZM121 131H122V130H120V132H118V133H122ZM127 131H128V130H127ZM139 131H140V129H139ZM147 131H148V130H147ZM152 131H153V129H151V132H150L151 134H152L154 131H158V130L156 129V130H154L153 132H152ZM213 131H214V129H213ZM213 131H212V132H213ZM237 131H236V132L234 131V132L237 133ZM244 131H245V130H244ZM246 131H247V130H246ZM70 132H73V131H70ZM79 132H81V131H79ZM142 132H144V131H142ZM210 132H211V131H210ZM247 132H248V131H247ZM81 133H83V132H81ZM93 133H94V132H93ZM107 133H108V132H107ZM109 133H110V132H109ZM118 133H117V134H118ZM124 133H126V131H124ZM127 133H129V132H127ZM133 133H134V132H133ZM137 133H139L138 130H137ZM137 133H136V134H137ZM140 133H141V132H140ZM144 133H145V132H144ZM144 133H143V134H144ZM150 133H148V134H150ZM160 133H161V132H160ZM169 133H170V135H169ZM204 133H205V135H204ZM213 133H214V132H213ZM217 133H218L219 135H217ZM220 133H219V130H218V131L215 133V136L217 135V136L220 137V135H221V137H222V135H224V134L227 135V134H226V133H227L226 131L224 132V134H220ZM232 133H233V132H232ZM254 133H255V132H254ZM254 133H253V134H254ZM70 134H71V133H70ZM72 134L74 135V134H76V133H72ZM78 134H79V133H78ZM78 134H77V135H78ZM86 134H87V133H86ZM86 134L83 133V134H82V137H81V135H80L81 138H80V137H79V138L82 139V138L88 136L90 133L87 134V135H86ZM111 134H112V133H111ZM136 134H134V136H132L133 134H130V136H131L132 138H134V137L136 136ZM153 134H154V133H153ZM153 134H152V135H153ZM156 134L158 135L159 133H155L154 136H156ZM164 134H166V133H164ZM195 134H196V133H195ZM211 134H212V133H211ZM240 134H242L241 131H240ZM251 134H252V133H251ZM73 135H72V137H73ZM84 135H86V136H84ZM112 135H113V134H112ZM120 135H121V134H120ZM139 135H141V134H139ZM145 135L148 136L147 134H145ZM145 135H144V136H145ZM234 135H235V134H234ZM248 135L251 136V135L249 134V132H248ZM70 136H71V135H70ZM74 136H75V135H74ZM83 136H84V137H83ZM90 136H91V135H90ZM115 136H116V135H115ZM117 136H118V135H117ZM125 136H126V135H125ZM142 136H143V135H142ZM144 136H143V137H144ZM149 136H150V135H149ZM161 136L163 137V135H161ZM161 136H160V137H161ZM176 136H177V137H176ZM196 136H197V135H196ZM217 136H216V137H217ZM236 136L238 137V133H237ZM236 136H233V137L236 138ZM242 136H243V138L245 137L243 134H242ZM258 136H259V135H257L256 137L258 138ZM77 137H78V136H77ZM120 137H123V136H120ZM120 137H119V139H120ZM140 137H141V136H140ZM152 137H153V136H152ZM191 137H192V136H191ZM191 137H189V138H191ZM211 137H212V136H211ZM211 137H210V138H207V137H206V138L209 140V139H211ZM216 137H215V138H216ZM219 137L216 138V139H219ZM227 137H230V136H229V133H228ZM247 137H248V136H247ZM253 137H254V135H253ZM253 137H252V138H253ZM256 137H254V138H255L254 140H257ZM74 138H75V140H76V136L73 137V138H71V140L74 139ZM86 138H87V137H86ZM86 138H84V140H85ZM92 138L94 139V137L91 136V137H90V140H91ZM115 138L117 139V137H115ZM126 138H127V137H126ZM138 138H139V137H138ZM138 138H137V139H138ZM146 138H148V137H144V140H145ZM201 138H202V139H201ZM77 139H78V138H77ZM116 139H115V140H116ZM119 139H117V141H115V142L117 143L116 146H119V144L122 142V141L120 142ZM128 139H129V138H128ZM137 139H136V140H137ZM142 139H143V138H142ZM142 139H140V140H142ZM150 139H151V137H150ZM150 139H149V140H150ZM156 139L158 140L159 138L156 137ZM161 139H162V138H161ZM163 139H164V137H163ZM178 139H179V138H178ZM185 139H187V138H185ZM207 139L204 138V140H205L206 142H207ZM212 139H213V138H212ZM237 139H238V138H237ZM237 139H235V141H236ZM88 140H89V139H88ZM96 140H97V139L95 138V141H94V140H91V141H94V143L96 142L95 144H97V141H96ZM112 140L114 141V139H112ZM118 140H119L120 143H118ZM121 140H122V139H121ZM123 140H124V138H123ZM130 140L132 141L131 138H130ZM140 140H139V141H140ZM154 140H155V138H154ZM157 140H155V142H156ZM171 140H172V139H171ZM174 140H173V141H174ZM188 140H189V139H187V141H188ZM213 140H215V139H213ZM247 140H248V139H247ZM249 140H250V139H249ZM72 141L74 142V140H72ZM78 141H79V140H78ZM78 141H77V143L80 144V142H78ZM80 141H81V144H82V143H83L82 140H80ZM91 141H89V143H90ZM131 141H130V143H131ZM134 141H135V140H134ZM134 141H133V142H134ZM137 141H138V140H137ZM139 141H138V142H139ZM161 141H162V140H161ZM166 141H167V140H166ZM173 141H172V142H173ZM179 141H180V140H179ZM210 141H211V140H209L208 142L210 143ZM219 141H220V139H219ZM238 141H239V140H238ZM238 141H237V142H238ZM244 141H245V139H244ZM250 141H251V140H250ZM73 142H72V143H73ZM149 142H150V143H151V142L153 143L152 140L149 141ZM149 142L147 143V146H148ZM157 142H159V140H158ZM170 142H171V141H170ZM172 142H171V143H172ZM177 142H178V141L176 140V143H177ZM182 142H185V141H184V138H182ZM182 142H181V143H182ZM189 142H190V141H189ZM194 142H193V143H194ZM202 142H203V141H202ZM206 142L203 144V145H204V146H202L203 148H204L205 146H207ZM212 142H213V141H212ZM214 142H215V141H214ZM222 142H223V140L221 139V143H222ZM237 142H236V143H237ZM239 142H241V140H240ZM239 142H238V143H239ZM242 142H243V141H242ZM85 143H86V141H85L83 144H85ZM125 143H127V142L124 141V143H122V145H123L124 147H127V146L124 145ZM135 143H136V142H135ZM135 143H134V144H135ZM140 143H141V141H140ZM140 143H139V144H140ZM144 143H145V142H144ZM144 143H143V144H144ZM161 143H162V142H161ZM161 143H160V144H161ZM163 143H164V142H163ZM163 143H162L161 145H163ZM171 143H168V144H171ZM176 143H174L176 146H177V145H178V146L180 145L179 143H177V144H176ZM185 143H186V142H185ZM187 143H188V142H187ZM217 143L219 144V142H217ZM223 143H224V142H223ZM223 143H222V144H223ZM226 143L228 144V142H226ZM226 143H225V145H226ZM243 143H244V142H243ZM248 143H249V142H248ZM250 143H251V142H250ZM253 143H254V145H255L256 141H255V142L253 141ZM258 143H259V142H258ZM87 144H88V142L86 143V145H87ZM92 144H93V142H92ZM92 144H91V145H92ZM95 144H93V145H95ZM128 144H129V143H128ZM131 144H132V143H131ZM134 144H133V146H134ZM137 144H138V143H137ZM141 144H142V143H141ZM154 144H155V143H154ZM154 144H153V145H154ZM164 144H165V143H164ZM194 144H196V143H194ZM201 144H202V143H201ZM212 144H213V143H212ZM251 144H252V143H251ZM251 144H250V145H251ZM260 144H262V143H260ZM260 144H259V146H260ZM72 145H73V144H72ZM86 145H84V147H86ZM91 145H90V147H89V145H87L88 148L94 147V146H91ZM107 145H110V144H107ZM149 145H150V144H149ZM153 145H152V146H153ZM165 145H167V144H165ZM172 145H173V144H171V146H172ZM182 145H183V144H182ZM191 145H193V144H191ZM199 145H200V144H199ZM225 145H224V146H225ZM252 145H253V144H252ZM254 145H253V147H254ZM257 145H258V144H257ZM78 146H80V145H78ZM78 146H77V144H76V147H75V148H77ZM110 146H112V144H111ZM110 146H109V147H110ZM120 146H121V144H120ZM128 146H129V145H128ZM141 146H142V145H141ZM141 146H140V148H141ZM152 146H151V147L148 146L149 148H148L147 150H149V149L151 150ZM168 146H169V145H168ZM176 146H175V147H176ZM187 146H188V145H187ZM200 146H201V145H200ZM200 146H199V148H201ZM209 146H210V144H209ZM209 146H207V147H205V148H208ZM212 146H213V145H212ZM212 146H211V148H212ZM214 146H216V145H214ZM220 146H221V145H220ZM241 146L244 147V146H246V144H245L244 146H243V144H241ZM248 146H249V145H248ZM255 146H256V145H255ZM72 147H73V146H72ZM113 147H114V146H113ZM124 147H123V148H124ZM131 147H132V146H130V148H131ZM135 147H136V145L134 146V148H135ZM144 147H145V145H144ZM155 147H156V146H153L154 149H155ZM158 147H159V145H158ZM164 147H165V146H164ZM180 147H181V146H180ZM183 147H184V149H185V144L183 145ZM193 147H194V146H193ZM217 147H218V146H217ZM229 147H230V146H229ZM232 147H233V146H232ZM242 147H241V148H242ZM246 147H247V146H246ZM81 148H82V147L78 148L79 150H77V151H81V150L83 149V148H82V149H81ZM94 148H95V147H94ZM105 148H106V146H105ZM111 148H112V147H111ZM137 148H139V147H137ZM140 148H139V151H140ZM142 148H143V146H142ZM142 148H141V150H142ZM153 148H152V149H153ZM170 148H171V147H170ZM189 148H190V147H189ZM191 148H192V147H191ZM191 148H190V149H191ZM194 148H195V147H194ZM199 148H198V149H199ZM203 148H202V149H203ZM209 148H210V147H209ZM209 148H208L207 150H209ZM211 148H210V149H211ZM248 148H249V147H248ZM250 148H252V146H251ZM254 148H256V147H254ZM32 149H33V148H32ZM57 149H58V148H57ZM112 149H113V148H112ZM125 149H126V148H125ZM128 149H129V148H128ZM145 149H146V148H145ZM145 149H144V150H145ZM160 149H163L162 146H161ZM160 149H158L159 152H160ZM166 149H167V151H168L169 148H166ZM175 149H176V148L169 150V151H168V154L166 153L167 157H166V156H164V157H166V159H168V157H169V159L172 161V164H175V163H173V162H181V163H182V166H185V167L187 168V169L185 168V170L188 171V172H186V173L188 174V173H189L188 168H189V169L191 168V167H188V164H190V163L187 162V161H188L189 159L186 160V159H185L186 156L183 157V155H182L181 153H179V152H180V149H179V152H178V150H177V151H174ZM177 149H178V148H177ZM190 149H189V150H190ZM196 149H197V148H195V152H196ZM198 149H197V150H198ZM245 149H246V148H245ZM245 149H243V150H245ZM252 149H253V148H252ZM29 150H31V148H30ZM29 150H26V151H29ZM48 150H49V149H48ZM54 150H55V149H54ZM54 150H52V149L49 150V151H51V155H53V154L57 151V150H55V152H53ZM60 150H61V149H60ZM60 150H58V153H59V152L61 153V152L63 151V150H62V151H60ZM84 150H85V152H87V153H90V151H91L90 149H89V152H88L87 149H84ZM84 150H83V152H84ZM86 150H87V151H86ZM104 150H106V149H104ZM107 150H109V149H107ZM107 150H106V151H107ZM130 150L133 151V149H129V151H130ZM144 150H143V151H144ZM150 150H149V153H150ZM155 150H156V149H155ZM155 150H154V151H155ZM187 150H188V149H187ZM191 150H192V149H191ZM214 150L216 151V149H214ZM26 151H24V153H25ZM49 151H48V152H49ZM72 151H73V150H72ZM74 151H76V150H74ZM110 151H111V150H110ZM114 151H116V150H115V147H114ZM152 151H153V150H152ZM183 151H184V150H183ZM183 151L181 150V152H183ZM192 151H193V150H192ZM205 151H206V150H205ZM209 151H210V150H209ZM220 151H221V150H220ZM220 151H218V153H219ZM240 151H241V149H240ZM246 151H248V150H246ZM252 151L254 152V150H251L250 152H252ZM259 151H260V149H259ZM259 151H256V152H257V155H258V152H259ZM32 152H33V151L31 150V153H32ZM36 152H38V150H37ZM52 152H53V154H52ZM92 152L95 153L96 150L93 151V148H92L91 153H92ZM104 152H105V151H104ZM117 152H118V151H117ZM133 152H138V151H133ZM157 152H158V151L156 150V153H155V154H157ZM159 152H158V154H159ZM162 152H163V154H165V150L162 151ZM189 152H190V151H189ZM198 152H199V151H198ZM200 152H201V151H200ZM243 152H244V151H243ZM28 153H29V152H28ZM31 153H29V154H31ZM34 153H35V152H33V154H34ZM60 153L57 154V156H59ZM81 153H82V151H81ZM118 153H120V152H118ZM128 153H129V152H128ZM140 153H142V152H140ZM143 153L145 154V152H143ZM153 153H154V152H153ZM193 153H194V152H193ZM196 153H197V152H196ZM19 154L22 155V153H19ZM26 154H27V152H26ZM33 154H32V155H33ZM45 154H47V153H45ZM76 154H77V156H78L79 158H80L81 156L84 157L83 155L86 156L85 153L82 155V154H80V152H76ZM78 154H80V155H78ZM131 154H132V153H131ZM155 154H152V155H155ZM160 154H161V153H160ZM185 154H189V153L186 152ZM190 154H191V152H190ZM209 154H211V153L208 152V155H209ZM212 154H213V152H212ZM212 154H211V156L215 155V154H213V155H212ZM245 154H247V153H245ZM250 154H251V153H250ZM262 154H264V153H262ZM21 155H19V156H21ZM35 155L39 156V158L37 157V159L35 158L36 156H33L34 159H35L36 161L39 160L38 162H35V163H37V164H36L37 167H36L35 165H32V163H34L33 161H32V163L30 162L31 164H30V163H29V164H30L31 166L29 165L30 168H29V166H28V168L31 170V172H30V170H28V171H27L28 174H29V173L31 174V173H34V172L37 173L38 169H39V168H42V165H43L44 162H45V161H44L45 159H44V160H41L43 157H41V159H40V155H41V153H40V155H38V154H35ZM54 155H55L54 157H57V156H56V153H55ZM89 155H90V154H87V156L91 158V156H89ZM91 155H92V157H96V156H97V153L94 154L95 156H93V153H92ZM115 155H117L116 152H115ZM129 155H130V153H129ZM140 155H141V154H140ZM146 155H147V154H146ZM148 155H149V154H148ZM152 155H150V156H152ZM191 155H192V154H191ZM191 155H190V156H191ZM194 155H195V154H194ZM194 155H192V156H194ZM199 155H201V154H199ZM203 155H205V153H203ZM203 155H202V156H203ZM220 155H221V154H220ZM243 155H244V154H243ZM251 155H252V154H251ZM254 155H256V154H254ZM254 155H252V156H254ZM259 155H260V153H259ZM25 156L27 157V160H28V159H29V158H28L29 156H28V155H24L23 157H25ZM46 156H47V155H45V157H46ZM48 156H49V154H48ZM48 156H47V157H48ZM60 156H61V155H60ZM60 156H59V158H60ZM87 156H86V157H87ZM117 156H120V155H117ZM143 156H144V155H143ZM157 156H158V155H156V157H157ZM162 156H163V155H162ZM205 156H206V155H205ZM248 156H249V154H248ZM260 156H261V155H260ZM260 156H259V157H260ZM262 156H264V155H262ZM17 157H18V155H17ZM17 157H16V158H17ZM21 157H22V156H21ZM49 157H50V156H49ZM49 157L46 158V159H49ZM52 157H53V156H52ZM82 157H81V158H82ZM86 157H85V159H86ZM97 157H98V156H97ZM153 157H154V156H153ZM156 157H154V159H155ZM208 157H209V156H208ZM208 157H205V158H206V159H205L204 156H203L204 160H207ZM218 157H219V155H218ZM218 157H217V158H218ZM244 157L246 158V156H244ZM244 157H243L242 159H244ZM249 157H250V156H249ZM249 157H248V159H251V158H249ZM16 158H15V159H16ZM19 158H20V157H19ZM30 158H31V157H30ZM50 158H51V157H50ZM99 158H100V157H99ZM99 158H96V160H98ZM149 158H151V157H148V159H149ZM186 158H190V157H186ZM194 158H195V157H194ZM203 158H202V159H203ZM214 158H215V156H214ZM220 158H221V157H219L218 160H220ZM263 158H264V157H263ZM15 159H14V160H15ZM17 159H18V158H17ZM21 159H24V160H25L26 158H21ZM21 159H20V162H21V161H24V160H21ZM34 159H33V160H34ZM54 159H55V158H54ZM54 159H52V160L50 159L48 162H51V161H52V163H53V160H54ZM56 159H57V158H56ZM87 159H88V158H87ZM87 159L85 160L86 164L84 163V164L86 165V168H87V166H88V164H87V161H88V160H87ZM100 159H101V158H100ZM100 159H99L98 161H101ZM104 159H106V158H104ZM104 159H102V160H104ZM158 159H161V158L158 157ZM166 159H165V161H164V160H163V161L166 162ZM169 159H168V160H169ZM198 159H199V157H198ZM215 159H216V158H215ZM215 159H214V160H215ZM248 159H247V162H248ZM253 159L256 160L255 156L252 158V161H253ZM260 159H261V158H260ZM27 160H26V162H27ZM58 160H59V159H58ZM58 160H56V161L54 160V163L56 164V162H57ZM83 160H84V159H83ZM89 160H90V159H89ZM149 160H150V159H149ZM151 160H153V158H151ZM170 160H169V163H170ZM191 160H192V159L190 158L189 161H191ZM208 160H213V158H212V159L209 158ZM214 160H213L212 164L214 163ZM222 160H223V159H222ZM262 160L264 161V159H262ZM28 161H31V160L29 159ZM42 161H43V164H42ZM93 161H95V159H94ZM154 161H157V160H154ZM161 161H162V160H161ZM161 161H160V162H161ZM193 161H195V160H193ZM193 161H191V162L193 163ZM220 161H221V160H220ZM220 161H218V164H219ZM256 161H258V160H256ZM260 161H261V160H260ZM26 162H24V163H26ZM83 162H84V161H83ZM91 162H92V159H91ZM91 162H90V164H91ZM160 162H159V163H160ZM201 162H202V161H201ZM206 162L209 163L208 161H206ZM216 162H217V161H216ZM222 162H223V161H222ZM222 162H221V163H222ZM244 162H245V161H244ZM244 162H243V164L245 165ZM13 163H14V162H13ZM22 163H23V162H22ZM24 163H23V165H24ZM35 163H34V164H35ZM38 163L41 164V165L38 166ZM45 163H47V162H45ZM54 163H53V164H54ZM88 163H89V161H88ZM93 163H94V162H93ZM103 163H105V162H102V164H101L102 167H104V166H103ZM107 163H108V162H107ZM107 163H105V164H107ZM156 163L158 164V162H156ZM196 163H197V162H196ZM202 163H203V162H202ZM248 163H249V162H248ZM251 163H252V162H251ZM254 163H257V162L254 161ZM258 163H260V162H258ZM20 164H21V163H20ZM20 164H19V167H20ZM48 164H49V163H48ZM48 164H46V165L44 164V166H46L47 168H49V166H50L51 164H50V165H48ZM153 164H155V163L153 162ZM162 164H163V163H162ZM162 164H161V165H162ZM164 164H168V163L166 162V163H164ZM194 164H195V162H194ZM210 164H211V163H210ZM210 164H208V165L206 164V165L208 166V168H210V166L212 165V164H211V165H210ZM215 164H216V163H215ZM215 164L212 165V167H211L212 169H213V166H217V165H215ZM249 164H250V163H249ZM261 164H263V163H261ZM261 164H260V165H261ZM17 165H18V164H17ZM17 165L15 164V168H16V169H17V167H16ZM27 165H28V163H27ZM168 165H169V164H168ZM168 165H167V166H168ZM198 165H199V163H198ZM220 165H221V164H220ZM255 165H257V164H254V166H255ZM21 166H22V165H21ZM44 166H43V167H44ZM57 166H58V165H57ZM90 166H91V165H90ZM97 166H99V169L102 168V167L100 166V163H99ZM159 166H160V164H159ZM164 166H165V165H164ZM167 166H166V168H167ZM173 166H174V165H173ZM178 166H180V165H177V167H178ZM190 166L193 167V166H197V165H196V164H195V165H191V164H190ZM246 166H248V164H247ZM249 166H250V165H249ZM249 166H248V167H249ZM254 166H251V167H254ZM12 167L14 168V164H13ZM19 167H18V168H19ZM46 167H45V168H46ZM92 167H94V166H92ZM92 167H90V168H92ZM105 167H106V166H105ZM108 167H109V166H108ZM130 167H132V165H131ZM130 167H129V168H130ZM133 167H135V165H133ZM133 167H132V168H133ZM137 167H138V166H137ZM161 167H163V166H161ZM180 167H181V166H180ZM180 167H179V168H180ZM198 167L200 168V165H199ZM202 167H203V166H202ZM205 167H206V166H204V168H205ZM257 167H258V169H259V166H255L256 170H257ZM13 168H10V169H12V171H13V170H15V169H13ZM22 168H24V166H23ZM22 168H21V169H22ZM45 168H44V170H43L42 172H45L46 174L49 175V174L52 172V169H51L52 167L50 166V169H46L47 172L45 171ZM90 168H89V169H90ZM97 168H98V167L93 168V169H94V170L96 169V171H97V170H99V169H97ZM106 168H107V167H106ZM164 168H165V167H164ZM166 168H165V169H166ZM172 168H173V167H172ZM172 168H171V169H172ZM179 168H178V169H179ZM218 168H219V167H218ZM249 168H250V167H249ZM263 168H264V167H263ZM263 168L260 167L261 170H262ZM21 169H20V170H21ZM87 169H88V168H87ZM87 169H86V171H87ZM102 169H103V168H102ZM113 169H114V168H113ZM113 169H112V170H113ZM138 169H139V168H138ZM140 169H142V168L140 167ZM143 169H144V168H143ZM143 169H142V170H143ZM167 169H169V167H168ZM178 169H176L175 171H176V172H180V171H178ZM196 169H198V168H196ZM200 169H201V168H200ZM200 169H198V170H200ZM205 169H207V168H205ZM205 169H202V170H205ZM219 169H220V168H219ZM22 170H25V169H22ZM26 170H27V169H26ZM36 170H37V171H36ZM40 170H41V169H40ZM40 170L38 171V173L41 172ZM48 170H50L51 172L48 171ZM94 170H93V171H94ZM132 170H133V169H132ZM134 170H136V169L134 168ZM145 170H146V168H145ZM179 170H181V169H179ZM182 170H183V169H182ZM191 170H192V169H191ZM194 170H195V168H194ZM202 170H201V171H202ZM210 170H211V169H210ZM221 170H222V168H221ZM249 170H250V169H249ZM10 171H11V170H10ZM12 171H11V173H12ZM18 171H19V169L17 170V173L15 172V174L17 175V177H15V179H16V178H19V183H20V182L22 181V180H20V178H22V177H20L19 175L22 174V173H20V174L18 175ZM83 171H85V170H83ZM90 171H91V173H92V170H90ZM100 171H101V173H102V172L104 171V169H103V171L100 169ZM108 171H109V170H108ZM108 171H106L105 173L103 172V174L100 173V176H101L100 178H101V179H99V174L97 175L98 178H94V177H93V173H92V175L89 174L90 177H89V179H87V180L89 181L91 177H93V179H95V181H96L97 179H99L96 183H95L94 181H91V182L95 183V185H94V184L92 185V186H94V187L96 186L95 188H94V187H92V188H89V187H88V188H89V190H90V189H92V190H93V189H96V192H95V190H93V191L95 192L94 194L98 196L97 198L100 197V199H101V201H100L101 204H100L99 201L97 200V201H98L97 205H98V206L102 205V206H103V209H102V210L105 209L106 211L110 212L111 216H109L110 214H109L108 216H109V218L111 219V218H112V214H114V212H113L114 210H115V213H117L116 209H118V212H119L122 208H123V210H124V209H126L127 207H129V206H130L129 203H132L133 201H130V202L128 203L129 206H127V207H124L125 204L123 203V207L121 206V209L117 208L118 203L120 204V202H118L117 205H116V207H115V204H114V208H116V209H114V208H113L114 210L111 209V208H112V207H111V204L113 205V203H115V201L117 202V200L119 199V197L116 198L115 195L119 194L118 196H120V194H121L120 192H121L122 190L119 189V190H121V191L118 192V193H117V191H116L117 194L114 195V196H115L114 199L112 198L113 196H110L112 199H110V198L108 197L109 195H112L111 192H107V191H106V195H107L108 193H109V195H108V196L105 195V190L108 189V187L110 186L109 184L111 183V181L113 182L114 180H118L117 178L114 179V180H111V179H113V177H112V178L110 177V178L108 179V181H110V180H111V181H110V183H108V184L106 183V184H107V188L105 187L106 189H104V191H103L102 188H100V185H103V187H104V184H105V183H103V181L105 180V178H107L108 176H110V175H109V174H110V171H109V174H108V175H105ZM130 171H131V170H130ZM143 171H144V170H143ZM168 171H169V170H168ZM168 171L165 172V173H168L167 175H169V174L172 173V171H171V173H170V171H169V172H168ZM175 171H174V172H175ZM196 171H197V170H196ZM196 171H195V172H196ZM207 171H209V170H207ZM211 171H212V170H211ZM262 171H263V170H262ZM262 171H260V172L257 171V173H261ZM21 172H23V171H21ZM24 172H25V171H24ZM88 172H89V170H88ZM88 172H87V173H88ZM94 172H95V171H94ZM112 172H113V171H112ZM174 172H173V173H174ZM176 172H175V173H176ZM197 172H198V171H197ZM202 172H203V171H202ZM214 172H216V169L213 171V174H214ZM221 172H223V171H220V173H221ZM224 172H225V171H224ZM251 172H252V171H250V173H251ZM13 173H14V171H13ZM36 173L32 174V176L35 175ZM38 173H37V174H38ZM85 173H86V172H85ZM87 173H86V175H88ZM89 173H90V172H89ZM97 173H98V172H95V174H97ZM115 173H116V172H115ZM115 173H113V174H115ZM165 173H163V174L166 176ZM173 173H172L171 175H173ZM182 173H183V175H181V176H184V177H185L184 172H182ZM182 173H180V174H182ZM204 173H207V174H208V172H206V171H205ZM15 174H14V175H15ZM24 174H26V173H24ZM28 174H27V175H28ZM30 174H29V175H30ZM40 174L42 175V174H44V173H39L38 175L40 176ZM57 174H58V173H57ZM95 174H94V175H95ZM199 174H201V172H200ZM251 174H253V172H252ZM12 175H13V174H12ZM14 175H13V178H12V179H14ZM16 175H15V176H16ZM27 175H25V176H27ZM38 175H37V176H38ZM84 175H85V174H84ZM86 175H85V176H86ZM89 175H88V176H89ZM115 175H116V174H115ZM157 175H158V174H157ZM164 175H163V177H164ZM177 175H178V173H177ZM191 175H195V178H194V179H196V175H198V174H195V173L192 174V173H191ZM201 175H202V174H201ZM208 175H210V174H208ZM208 175L205 174L204 181L206 180L205 178H206V176H208ZM254 175H256V174H254ZM258 175H259V174H258ZM260 175H261V174H260ZM18 176H19V177H18ZM21 176H22V175H21ZM23 176H24V175H23ZM25 176H24V178L28 179V178L25 177ZM39 176L37 177V179L39 178ZM112 176H114V175H112ZM160 176H162V174H160L159 177H160ZM173 176H175V175H173ZM181 176H180V177H181ZM211 176H212V175H211ZM262 176H264V175H262ZM262 176H261V177H262ZM28 177H29V176H28ZM83 177H84V176H83ZM152 177H153V175H152ZM163 177H162V178H163ZM180 177H178V179H179ZM190 177H191V176H190ZM30 178H31V182H32V180H33L32 178H33V177H29V180H28V181H30ZM40 178H41V177H40ZM86 178H88V177H86ZM154 178L157 179V176L154 177ZM169 178H170V177H169ZM174 178H175V177H174ZM174 178H170V179L172 180V179H174ZM187 178H188V176H187ZM201 178H202V177H201ZM201 178H198L197 180L199 181V179H201ZM26 179H25V180H26ZM57 179H58V178H57ZM84 179H85V178H84ZM156 179H153V178H152L151 181H154V180H156ZM163 179L165 180V178H163ZM180 179H181V181H180V180H179V181H180L181 183H183L182 180H184V178H180ZM194 179H191V180H194ZM17 180H18V179H17ZM55 180H56V178H55ZM66 180H67V179H66ZM69 180H70V178H69ZM69 180H68V181H69ZM77 180H78V179H77ZM77 180H76V182H77L78 185H79V181H77ZM164 180H163V181H164ZM188 180H189V179H188ZM188 180H187V181H188ZM12 181H13V182H12L11 184L14 183L13 186L16 187L15 185H16V184L18 185V183H17L18 181H16V180H15L16 182H15L14 180H12ZM35 181H36V180H35ZM52 181H54V179H53ZM52 181H51V182H52ZM83 181H85V180H83ZM88 181H87V182H88ZM108 181H107V182H108ZM151 181H149V182H151ZM158 181H159V180H158ZM166 181H167V180H165V182H166ZM169 181H170V180H169ZM187 181H184V184H185V183L187 184ZM198 181H197V182H198ZM200 181H202V179H201ZM204 181H203V182H204ZM38 182H39V180H38ZM54 182H55V181H54ZM69 182L71 183L72 180L69 181ZM73 182H74V181H73ZM76 182H75V184H77ZM87 182H86V183H87ZM104 182H106V181H104ZM114 182H115V181H114ZM117 182H118V181H117ZM154 182H156V181H154ZM174 182H175V180H174ZM180 182H179V183H180ZM188 182H189V181H188ZM190 182H191V181H190ZM192 182H193V181H192ZM197 182H195V183L197 184ZM209 182H210V184H209ZM15 183H16V184H15ZM28 183H29V182H28ZM32 183H33V182H32ZM32 183H30L31 185H30V184L28 185V186H31L30 188H32V185L34 184V183H33V184H32ZM41 183H42V182H41ZM41 183H39V184L36 183V184H38V186H37L36 184H34V186L36 185V187H39V185H40ZM88 183H89V182H88ZM88 183H87V184H88ZM97 183H100V184H97ZM102 183H103V184H102ZM156 183H158V182H156ZM170 183L173 184V182H170ZM199 183H200V182H198V184H199ZM201 183H202V182H201ZM211 183H212L211 181H206V182H205V184H207V185L209 184L210 187H212L211 185H213V184H211ZM217 183H219V181L216 182V184H217ZM11 184H10V187L12 186ZM20 184H21V183H20ZM67 184H69V183H67ZM106 184H105V185H106ZM112 184H113V183H112ZM114 184H115V183H114ZM114 184H113V187L118 188L117 186H114ZM163 184H164V183H163ZM163 184H162V185H163ZM174 184H175V183H174ZM191 184H193V183H191ZM191 184H190V188H191ZM258 184H259V183H258ZM53 185H54V184H53ZM57 185H58V182H57ZM57 185H56V183H55V185L53 186V190H55L54 187H58ZM70 185H71V184H70ZM72 185H73V183H72ZM72 185H71V186H72ZM78 185H76V186H78ZM82 185H83V187L85 188V191H86L87 194L92 192L91 190H90L91 192H87V187L84 186L83 183H82ZM90 185H91V183H90ZM157 185H158V188H159V184H157ZM157 185H156V186H157ZM166 185H167V183H166ZM169 185H170V184H169ZM187 185H188V184H187ZM187 185H186V186H187ZM194 185H195V184H194ZM202 185H203V184H202ZM13 186H12V187H13ZM28 186H27V187H28ZM66 186H67V190H68V187H69V188L71 187V186H69V185H66ZM76 186H75V187H76ZM80 186H81V184H80ZM80 186H79V187H80ZM118 186H119V185H118ZM186 186H185V187H186ZM251 186H253V185H251ZM251 186H250V189L252 190V187H251ZM12 187H11V188H12ZM19 187H22V186L20 185ZM19 187H18V189H22V188H19ZM27 187H26V188H23V190H24V189H25V190L27 189V192H30V194H29V193H26V194H28L29 196H30V195H33V192H35V191H36V192L39 191L38 189H33V192H32V189H29V190H28ZM41 187H42V185H41ZM72 187H74V186H72ZM176 187H178V186H176ZM246 187H248V186H246ZM255 187H256V186H255ZM255 187H254V188H255ZM76 188H77V187H76ZM76 188L74 189L75 191L78 190V189L76 190ZM81 188H82V186H81ZM109 188H110V187H109ZM174 188H175V187H174ZM188 188H189V187H188ZM188 188H187V189H188ZM216 188H217V187H216ZM12 189H13V188H12ZM16 189H17V187H16ZM71 189H72V188H71ZM177 189H178V188H177ZM177 189L175 188V191H176ZM179 189H180V187H179ZM179 189L177 190V193H179ZM250 189H248L247 192H248ZM258 189H259V191H260L261 187L257 188V190H258ZM262 189H264V188H262ZM14 190H15V189H14ZM23 190H22V191H23ZM25 190H24V193L26 192ZM57 190H58V189H57ZM74 190H73V192L76 193ZM79 190H82V189H79ZM83 190H84V189H83ZM110 190H112V188H111ZM114 190H115V189H114ZM185 190H186V188H185ZM185 190H184V191H185ZM188 190H190V189H188ZM219 190H220V188H219ZM222 190H224V189L222 188ZM251 190H250V192H251ZM254 190H256V189H254ZM11 191H12V190H11ZM16 191H17V190H16ZM65 191H66V190H65ZM70 191H71V190H70ZM108 191H109V190H108ZM180 191H183V190L181 189ZM190 191H191V190H190ZM261 191H263V190H261ZM18 192H19V191H18ZM18 192L15 193V195H17V197H15V195H14L15 200H16V198H18V196L20 195V193L18 194ZM31 192H32V194H31ZM36 192H35L34 194H36ZM39 192H40V191H39ZM54 192H55V191H54ZM54 192H53V193H54ZM71 192H72V191H71ZM78 192H80V191H78ZM78 192H77V194H76L77 196H78V194H79ZM81 192H83V191H81ZM112 192H113V190H112ZM153 192H154V191H153ZM211 192H212V191H211ZM211 192H210V194H211V196H212V193H211ZM221 192H224V191H221ZM253 192L256 193V191H253ZM11 193H13V192H10V194H11ZM56 193H57V192H56ZM60 193H61V192H59L58 194H60ZM68 193H69V190L67 191V194H68ZM74 193H72V194L74 195ZM84 193H85V192H83L82 194H84ZM86 193H85V194H86ZM110 193H111V194H110ZM113 193H115V191H114ZM123 193H124V192H123ZM149 193H150V192H149ZM151 193H152V192H151ZM181 193H182V192H181ZM258 193H259V192H257V194H258ZM262 193L264 194V192H262ZM262 193H260V194H262ZM13 194H14V193H13ZM13 194H11V195H13ZM26 194H24V195H26ZM58 194L56 195V196H57V199H58ZM72 194L70 193V195H72ZM80 194H81V193H80ZM80 194H79V195H80ZM85 194H84V195H85ZM124 194H125V193H124ZM215 194H216V192H215ZM217 194H219L218 191H217ZM217 194H216V196H214V205H213V206H215V207H214V209H212V211H213L212 216H209V215H208V217H209V218L211 217L212 220H213L214 217H215V219H214L213 221H215V220L218 221V225H217V226L219 227L220 230H218V229L216 230L214 227H212V224H211V226H210V224H209L210 229H209V231H207V234H205V235L201 234L200 237L198 236V237H199V238H198L199 241L202 243V244L199 243V245L201 244V245H200L201 247L206 245L205 248H202V249H205V250H207V248L209 249V246H210V244H211L210 240H211L212 237H215V236L219 237L217 234L222 230V225L224 224V222H223L224 220L222 221L223 224H222V222H220L221 219H222V215L224 214V213L221 212V211H223V210H221V206H222V205H220V203H219V199H221L222 197H221L220 195H217ZM224 194H225V193H224ZM224 194H223V195H224ZM257 194H255V195H257ZM53 195L55 196V194H53ZM76 195H75V197H76V199H77V196H76ZM91 195L94 196L93 194H90V197H91ZM149 195H150V194H149ZM177 195H179V194H177ZM180 195H181V194H180ZM221 195H222V194H221ZM225 195H226V194H225ZM249 195H251V196H249L250 198L253 197V198L256 200L257 197L254 196L253 193H252V194H249ZM252 195H253V196H252ZM54 196H53V197H54ZM56 196H55V197H56ZM68 196H69V195H68ZM121 196H122V195H121ZM125 196H126V195H125ZM175 196H176V195H175ZM175 196H174V198H175ZM184 196H187V195L184 194ZM189 196H190V195H188L187 198H189ZM217 196H218V197L220 196L221 198L218 199ZM246 196H248V195H246ZM11 197H12V196H11ZM14 197H13V198H14ZM23 197H25V196H23ZM26 197H28V196H26ZM55 197H54V198H55ZM71 197H72V196H70V198H71ZM73 197H74V196H73ZM75 197H74V198H75ZM84 197H85V196H84ZM84 197H83V198H84ZM87 197H89V196H87ZM128 197H130V196H128ZM151 197H152V196H151ZM171 197H172V196H171ZM85 198H86V197H85ZM92 198H94V197H92ZM122 198H123V196H122ZM122 198H121V200H122ZM165 198H166V197H165ZM165 198H164V196H163V199H165ZM180 198H181V197H180ZM184 198H185V197H184ZM187 198H186V199H187ZM210 198H211V197H210ZM21 199H22V198H21ZM76 199L73 200V198H72V200H73L74 202H75ZM79 199H80V198H79ZM81 199H82V197H81ZM81 199H80V201H81ZM87 199H89V198H87ZM87 199H86V200H87ZM94 199H95V198H94ZM94 199H93V200H94ZM100 199H99V200H100ZM123 199H124V198H123ZM128 199L130 200V198H128ZM166 199H167V198H166ZM175 199H178V198L176 197ZM189 199H192V198H189ZM246 199H247V197H246ZM13 200H14V199H13ZM22 200H23V199H22ZM22 200H21V201H22ZM86 200H85V201H86ZM126 200H127V198H126ZM187 200H188V199H187ZM187 200H186V202H187ZM193 200H194V199H193ZM195 200H196V199H195ZM225 200H226V199H225ZM16 201H17V200H16ZM23 201H24V200H23ZM26 201H27V200H26ZM78 201H79V200H78ZM78 201L76 200L75 203L77 204ZM80 201H79V202H80ZM97 201H95V202H97ZM119 201H120V200H119ZM190 201H191V200H190ZM190 201L188 200L187 204H188ZM199 201H200V200H199ZM252 201H254V200L251 199L250 202H252ZM24 202H25V201H24ZM24 202H23V203H24ZM87 202L90 203L89 200H88ZM87 202H86V203H87ZM124 202L127 203V201H124ZM183 202L185 203V201H183ZM192 202H193V201H192ZM196 202H197V201H196ZM196 202H195V203H196ZM200 202H201V201H200ZM200 202H199V204H200ZM221 202H222V201H221ZM14 203H15V201H14ZM14 203L11 202V204H13V207H14ZM16 203H18V205H19V202H18V201H17ZM20 203H21V202H20ZM71 203H73V202H71ZM81 203L83 204V200H82ZM81 203H80V204H81ZM133 203H134V202H133ZM193 203H194V202H193ZM193 203L188 204V206L190 205V207H188V210H186L187 212L189 211V208H190V210H191V207L194 206ZM202 203H204V202H202ZM21 204H22V203H21ZM21 204H20V208H21ZM24 204H25V203H24ZM80 204H79V205H80ZM92 204H94V202H93ZM197 204H198V203H197ZM197 204H195V207H196ZM221 204H222V203H221ZM18 205L16 204V207H14V208L17 209V206H18ZM89 205H90V204H87V206H89ZM120 205H122V204H120ZM126 205H127V204H126ZM134 205H135V207H136V204H134ZM138 205H139V204H137V206H138ZM151 205H153V204L151 203ZM183 205H184V204H183ZM183 205H182V206H183ZM22 206H23V204H22ZM54 206H55V205H54ZM84 206L86 207V205H84ZM84 206L82 207L83 209H84ZM94 206H95V205H94ZM118 206H119V205H118ZM140 206H141V205H140ZM166 206H167V205H166ZM168 206H169V205H168ZM11 207H12V206H11ZM24 207H25V206H23V209H24ZM74 207H75V206H74V204H73V207H72V208L74 209ZM76 207H77V205H76ZM78 207L81 208V205L78 206ZM78 207H77V211H75V212H78V213H79V210H80V209L78 210ZM96 207H97V206H95L94 208H96ZM132 207H133V208H131V209L133 210V209L135 208V207L133 206V204H132ZM149 207H151V206H149ZM169 207H170V206H169ZM178 207H179V205H178ZM178 207H176V208H178ZM197 207H198V206H197ZM222 207H223V206H222ZM5 208H6V207H4V209H5ZM14 208H13V209L11 208V210L14 211ZM18 208H19V207H18ZM99 208H100V207H99ZM99 208H98V209H99ZM140 208H142V206H141ZM146 208H147V206L145 207V209H146ZM151 208H152V207H151ZM153 208H154V207H153ZM179 208H180V207H179ZM199 208H201V206H200ZM199 208H198V209H199ZM21 209H22V208H21ZM21 209H17V210L22 211L23 209H22V210H21ZM86 209L88 210V212H90L89 210H91V208L88 209V207L85 208V211H87ZM98 209H97V210H98ZM100 209H101V208H100ZM100 209H99V210H100ZM137 209H139V206L137 207ZM142 209L144 210V207H143ZM148 209H149V208H148ZM168 209H169V208H168ZM6 210H7V209H6ZM93 210H94V209H93ZM102 210H100V211L102 212ZM105 210H104V212H105ZM109 210H112V211H109ZM123 210H122L121 212H123ZM134 210H135V209H134ZM134 210H133V211H134ZM159 210H160V209H159ZM159 210H158V211H157V210L155 211V210H150V209H149L150 213H152L153 211H155V213H156V212H159ZM166 210H167V208H166ZM210 210H211V208H210ZM4 211H5V210H4ZM85 211H84V212H85ZM91 211H92V210H91ZM124 211H125V210H124ZM147 211H148V210H147ZM164 211H165V210H164ZM164 211H162V212L165 213ZM168 211H169V210H168ZM172 211H174V210H172ZM177 211H179V210H177ZM181 211L185 212L184 209H182ZM191 211H192V210H191ZM22 212H24V210H23ZM22 212H20V214H23ZM88 212H85V213H84V214H85L86 216H88V217H89V215H90L91 213H92V215L94 214L93 211H92V212H90V214L88 215ZM104 212H103V214L106 213V212H105V213H104ZM111 212H113V213H111ZM127 212H128V211H127ZM127 212H126V213H127ZM134 212H135V213H134V216H133V214H132V217L130 216V218H132L133 221H135V219L138 220V221H139L140 219H141V220L144 219V217H145L144 214H143V213H145L144 211H142V210H141V211H139V210H135ZM202 212H203V211H202ZM226 212H227V210H226ZM17 213H18V212H14L13 215H16ZM80 213H81V212H80ZM80 213L78 214V216L80 215ZM82 213H83V211H82ZM82 213H81V215H82ZM124 213H125V212H124ZM132 213H133V212H132ZM150 213H149V214H150ZM155 213H153V214H155ZM169 213H170V211L168 212V214H167V212H166L165 215H169ZM174 213H176V212H174ZM195 213H196V212H195ZM200 213H201V212H200ZM205 213H206V212H205ZM84 214H83V215H84ZM130 214H131V213H130ZM135 214H136V215H135ZM147 214H148V212H147ZM147 214H146V216H147ZM149 214H148V215H149ZM179 214H180V213H179ZM179 214H178V216H179ZM189 214H190V213H188V215H189ZM209 214L211 215V213H209ZM227 214H228V213H227ZM17 215H18V214H17ZM17 215H16V217H17ZM92 215H91L90 217H92ZM122 215L125 216V214H122ZM157 215H158V214H157ZM160 215H161V213H160ZM191 215H192V213H191ZM204 215H205V214H204ZM108 216H107V217H108ZM114 216H116V215H113V217H114ZM119 216H120V213H119ZM128 216H129V212H128ZM128 216H127V217H128ZM143 216H144V217H143ZM155 216H156V214H155ZM162 216H164V214L161 215V217H162ZM170 216L173 217L172 220L175 219L174 217H176V216H174V215L172 216V213H170ZM178 216H177V218H178ZM185 216H186V215H185ZM201 216H202V215H201ZM206 216H207V215H206ZM206 216H205V217H206ZM16 217H15V219H16ZM18 217H19V216H18ZM79 217H80V216H79ZM120 217H121V216H120ZM120 217L118 218V216H116V218H118V219H121V218H122V217H121V218H120ZM148 217L150 218L151 215L148 216ZM148 217H147V218L145 217V219H146V220H150V219H148ZM152 217H154V216H152ZM152 217H151V220H150L151 224H152V220H153ZM157 217H158V216H157ZM161 217H160V218H161ZM165 217H166V216H165ZM165 217H162V218L164 219ZM167 217H168V216H167ZM180 217H182V213H181V216H180ZM180 217H179V220H180ZM189 217H191V216H189ZM223 217H224V216H223ZM225 217H226V216H225ZM21 218H22V217H21ZM109 218H108V220H109ZM162 218H161V220H163ZM203 218H204V217L202 216V219H203ZM211 218H210V220H211ZM113 219H114V218H113ZM125 219L127 220V218H125ZM165 219H168V218H165ZM165 219H164V220H165ZM184 219H185V218H184ZM199 219H201V217H200ZM199 219H198V220H199ZM224 219H225V218H224ZM18 220H19V218H17V221H16V222H18ZM20 220H21L20 222H22V219H20ZM111 220H112V219H111ZM111 220H109V221H107V222H110V223H111ZM114 220H115V219H114ZM114 220H113V221H114ZM122 220H123V219H122ZM130 220H131V219H130ZM130 220L128 219L129 222H130ZM168 220H171V219L169 218ZM168 220H167V221H168ZM172 220H171V221H172ZM179 220H178V221H179ZM182 220H183V217H182ZM182 220H181V221H182ZM185 220H187V219H185ZM195 220H196V222H198L197 219H195ZM204 220H205V218H204ZM113 221H112V222H113ZM128 221H127V223H128ZM138 221H137V223H138ZM155 221H156V218H155ZM173 221H174V220H173ZM175 221H176V219H175ZM175 221H174V222H175ZM183 221H184V220H183ZM150 222H149V223H150ZM156 222H157V221H156ZM160 222H161V221H160ZM202 222H203V221H202ZM202 222H201V223H202ZM1 223H2V222H0V264H18L17 261H16V258H15V255H14V253H13V250H14V249L12 250L13 245H11V242H10V240H9V238L7 237V234H6L7 232L4 231L5 229H3ZM116 223H117V222H116V220H115V223H113V226H114V224H116ZM133 223H134V222H132L131 224L135 226V223H134V224H133ZM145 223H147V221H146ZM158 223H159V222H157V224H156V229H159V227H157V226H158ZM162 223H163V225H164V227H165V224H166L167 222H166L165 224H164V222H162ZM162 223H161V224H162ZM168 223H169V222H168ZM168 223H167V224H168ZM185 223H188V222H185ZM190 223H191V221H190ZM226 223H227V222H226ZM111 224H112V223H111ZM111 224H110V225H111ZM120 224H121V223H120ZM120 224H119L120 229H121V228H124L125 225H124L123 227H121ZM122 224H126V223H123V222H122ZM122 224H121V225H122ZM128 224H129V223H128ZM143 224H144V223H143ZM153 224H155V222H153ZM179 224H180V223H179ZM182 224H184V223H182ZM182 224H181V225H182ZM188 224H189V223H188ZM192 224H193V223H192ZM213 224L215 225L214 222H213ZM216 224H217V223H216ZM221 224H222V225H221ZM24 225L27 226L26 224H23V226H24ZM129 225H130V224H129ZM132 225H131V226H127V228H128V227H132ZM138 225H139V226H138ZM145 225H146V224H145ZM185 225H187V224H185ZM185 225H183V226L185 227ZM16 226L18 227L19 224L16 225ZM116 226H117V225H116ZM134 226H133V227H134ZM137 226H138V227H140V226L142 227V225H140V224H137ZM148 226H149V225H148ZM151 226H152V225L149 226V229L151 228ZM166 226H168V227L171 226V227H172L171 224L166 225ZM17 227H16V228H17ZM19 227L22 228V225H20ZM111 227H112V225H111ZM141 227H140V231L138 230V233H136L137 236L139 235V233H141V230H142ZM144 227L146 228V226H144ZM144 227H143V229H144ZM161 227H162V226H161ZM161 227H160V228H161ZM168 227H165L166 230H170L171 227H170L169 229H167ZM191 227H192V226H191ZM203 227H205V226H203ZM206 227H208L207 224H206ZM206 227H205V228H206ZM211 227H212V228H211ZM25 228H26V227H25ZM135 228H137V227H135ZM154 228H155V226H154ZM154 228H153V229H154ZM162 228H163V227H162ZM165 228L162 229L163 232L165 231ZM225 228H226V227H224V230H225ZM22 229H23V228H22ZM22 229L20 230V228H19L18 235H19V234H22V235H23V233L26 232V231L24 232V230H23V232H21ZM27 229H28V228H27ZM27 229H25V230H27ZM114 229H115V227H114ZM137 229H139V228H137ZM156 229H155V230H152L153 233H154V231H156ZM184 229H185V228H184ZM194 229H195V228L192 229L193 232H194ZM129 230H131V229L129 228ZM129 230L127 231V229H126V230H125V233H124L123 229H122L123 232H119L118 229H116V231H114V235H112V236H114V237H115V240L117 241V247H118V245H119L118 248H121V249H122L121 251H128V252H131V251H133V250L135 251L136 248L138 249V248H139V247H138L139 244H145V245H148L149 247L146 246V248H145V246H144V247H143V248H144L143 251H145V249H147V247H148V249H149L150 247H152L153 249L156 247V249H154V251L157 250V251H158L157 254H158V253H159V250H158L157 248H160V254H158L160 257H162V256H161V251H162L161 248H162V249H164V251H165V256H167V257L164 256L165 259H163V257H162L163 260L160 259V260H162V262L164 261L162 264H186L187 261H188V259H189V258L187 257L188 253H187V251H186V253H183V252H184L183 250L188 249V252H189V249H190V250H193L192 247L190 248V246H189V245H191L193 242H192V243H189L191 240H190V238L188 237V236H189L188 234H187V235H181V236L178 235L179 237H178V238L176 237L178 241L175 242V243L173 244V245H174V246H173V245H171L170 243L173 242V239H175V237H174L173 239L170 240V243H167V241H166V243H165L164 240L160 241V238H161V237H159L158 235L154 236L155 233L153 234L152 231L149 230L150 232H148V234H147V232L145 231V232H146V235L144 236V234H143L144 237H143V238L141 237V238H142V239L140 240L141 242H140V241H139V242H136V243H137V244H136V243L134 242L135 239L133 238L134 241H132V238H129V236H128L129 234H128V235L126 234V233H128V232H131V231H129ZM134 230H135V229H134ZM146 230H147V229H146ZM179 230H180V232L178 231V233L181 234L182 231H181V229H179ZM182 230H183V229H182ZM186 230H187V229H186ZM188 230H189V229H188ZM188 230H187V231H188ZM195 230H196V229H195ZM16 231H17V229H16ZM112 231H113V228H112ZM147 231H148V230H147ZM159 231L161 232V230H159ZM176 231H177V230H175V231H173V232H176ZM19 232H21V233H19ZM143 232H144V231H142V233H143ZM170 232L172 233V231H170ZM183 232H184V231H183ZM191 232H192V231H191ZM200 232H201V231H200ZM205 232H206V231H205ZM225 232H226V231H225ZM225 232H224V233H225ZM27 233H28V230H27ZM132 233L134 234L135 232H132ZM184 233H185V232H184ZM194 233H195V234H199V230H198L197 233H196V232H194ZM227 233H228V232H227ZM227 233H226V234H227ZM123 234H126V235H123ZM173 234H174V233H173ZM175 234H177V232H176ZM175 234H174V235H172V234L169 235V238H170V236H175ZM190 234H192V233H190ZM195 234H192V235L195 236ZM64 235H65V237H66V240L69 239V238H67L66 234H64ZM130 235H132V234H130ZM136 235H134V236H136ZM141 235H142V234H141ZM202 235H203V236H202ZM16 236H17V235H15L14 238H16ZM225 236H228V235H223V234H221L222 239H223V238H226ZM230 236H231V235H230ZM17 237H18V236H17ZM24 237H25V235H24ZM65 237H64V239H65ZM114 237H112V239H114ZM130 237H131V236H130ZM132 237H133V235H132ZM155 237H156V238H155ZM195 237L197 238V236H195ZM18 238L20 239L21 237H18ZM62 238H63V237H62ZM123 238H127L128 240H127V239H123ZM157 238H159V239H157ZM192 238H193V237H192ZM196 238H194V239L196 240ZM230 238H231V237H230ZM230 238H229V241H230ZM136 239H137V238H136ZM138 239H140V238L138 237ZM163 239H165V237H163ZM217 239H218V238H217ZM16 240H17V238H16ZM57 240H58V238H57ZM62 240H63V239H62ZM62 240H60L59 243L62 242ZM66 240H64V242H63L64 244H66V242L68 241V240H67V241H66ZM124 240H127V241H124ZM166 240H168V236H167V239H166ZM214 240H215V238H214ZM17 241H18V240H17ZM128 241H129V243H128ZM175 241H176V240H175ZM211 241H212V240H211ZM223 241H224V240H223ZM18 242H19V241H18ZM57 242H58V241H57ZM57 242H56V243H57ZM112 242H113V241H112ZM168 242H169V241H168ZM195 242H196V243H195ZM213 242H214V241H213ZM115 243H116V242H115ZM115 243H114V245H115ZM134 243H135V244H134ZM194 243L197 244V241H194ZM194 243H193V244H194ZM205 243H207V244H205ZM223 243H225V242H223ZM227 243H228V242H227ZM61 244H62V243H61ZM61 244H59V245H61ZM130 244H131V245H130ZM132 244H134V246H133ZM112 245H113V244H111V246H112ZM114 245H113V248H114ZM226 245H227V244H226ZM56 246H58V244H56ZM177 246H180L179 248L182 247V249L180 250V252L183 251L182 253H177V252H179V249H178V251L176 250L177 252H176V251H172V250H175L174 248H176ZM191 246H193V245H191ZM207 246H208V247H207ZM117 247H116V248H117ZM172 247H173V248H172ZM194 247H196V248H194V250L197 249V246H196V245H195ZM198 247H199V246H198ZM201 247H200V248H201ZM206 247H207V248H206ZM213 247H214V245H213ZM227 247H228V246H227ZM257 247H258V246H257ZM261 247H262V246H261ZM263 247H264V246H263ZM110 248H111V247H110ZM113 248H111V250H113L114 252H117V251H115L116 248H114V249H113ZM152 248H151L150 250H152ZM200 248H199V249H200ZM199 249H198V250H199ZM213 249H214V248H212L211 250H213ZM215 249H216V250H214V252L218 250V253H219V252L223 253V251H224V252L226 251V246L223 245L222 248H219V247L216 248V246H215ZM230 249H231V247H230ZM105 250H109V249H106V248H105ZM111 250H109V251H111ZM116 250H118V249H116ZM200 250H201V249H200ZM205 250H204V251H205ZM211 250H210V251H211ZM227 250H228V249H227ZM119 251H120V250H119ZM119 251H118V252H119ZM134 251H133V252H134ZM136 251H138V250H136ZM146 251H148L147 253H149V250H146ZM256 251H258V248L256 249ZM256 251H255V253L258 254L259 252H256ZM259 251H261V250H259ZM151 252H152V251H151ZM192 252H195V251H192ZM192 252H191V254H193ZM212 252H213V251H212ZM226 252H227V251H226ZM229 252H231V251L229 250ZM122 253H123V252H122ZM141 253H142V251H140V254H141ZM153 253H156V251H155V252H152V254L149 253V256H150V254L153 255ZM163 253H164V252H163ZM208 253H209V252H207V254H208ZM218 253H217V254H218ZM253 253H254V252H253ZM253 253H252V254H253ZM261 253H262V252H261ZM126 254H128V253H126ZM133 254H135V252H134ZM137 254H138V252H137ZM137 254H136V255H137ZM186 254H187V255H186ZM195 254H197V252H195ZM200 254H202V253H200ZM205 254H206V253H205ZM207 254H206V255H207ZM210 254H211V252H210ZM210 254L208 255V257L210 256ZM217 254L215 253V255H217ZM227 254H228V253H227ZM227 254H226V255H227ZM259 254H260V253H259ZM259 254H258V255H259ZM120 255H122L121 252H120ZM136 255H135V256H136ZM138 255H139V254H138ZM143 255L145 256V254H143ZM143 255H142V256H143ZM158 255L155 254L156 257H157ZM202 255H203V254H202ZM206 255H204L205 258H206ZM211 255H212V254H211ZM215 255H214V259H215ZM221 255H222V254H221ZM226 255H225V256H226ZM229 255H230V254H229ZM123 256H126V255L124 254ZM131 256H132V255H131ZM199 256H201V255H199ZM199 256H198L197 258H199V259L201 258V260H202V259H203V258H202L203 256H202V257H199ZM219 256H220V255H219ZM222 256H223V255H222ZM231 256H232V254H231ZM255 256H256V255H255ZM139 257H140V256H139ZM139 257H138V258H139ZM150 257L152 258L153 256H150ZM190 257H193V256L191 255ZM208 257H207V258H208ZM252 257L254 258V256H252ZM258 257H259V256H258ZM258 257H257V259H260V257H259V258H258ZM262 257H263V255H262ZM262 257H261V258H262ZM122 258H123V257H122ZM125 258H126V257H125ZM129 258H130V259H129ZM138 258H131V257H128L129 262H127V263H128V264H141L140 261H141V259H143V258H141L139 261L137 260ZM146 258H147L146 261H148V258H149V257H148V256H147V257L145 256V259H146ZM154 258H155V257H154ZM154 258H153V259H154ZM205 258H204V259H205ZM207 258H206V259H207ZM233 258H234V257H233ZM233 258H231V259H233ZM145 259H144V260H145ZM158 259H159V258H157V260H158ZM166 259H168V261H166ZM199 259L197 260V259L195 258V260L197 261V264H198V262H200L199 264H201V262L203 261V260H202V261H199ZM208 259H209V258H208ZM221 259H222V258H221ZM226 259H227V257H226ZM257 259L255 260V262H256V261H257V262L260 261V260H257ZM262 259H263V258H262ZM127 261H128V260H127ZM158 261H159V260H158ZM189 261L192 263V262H193V259H192V260H189ZM196 261H195V262H196ZM206 261H207V260H205L204 263H206ZM210 261H212V262L215 264V261H216V260L214 261L213 258H212V260H210ZM218 261H219V260H218ZM218 261H217V262H218ZM222 261H223V264H225V261H224L223 259H222ZM227 261H228V260H227ZM229 261H230V260H229ZM263 261H264V260H262L261 262L263 263ZM123 262H124V261H123ZM123 262H122V264H123ZM137 262H140V263H137ZM151 262H152V261H151ZM165 262H166V263H165ZM212 262H211L210 264H212ZM255 262H254V263H255ZM125 263H126V259H125L124 264H125ZM127 263H126V264H127ZM148 263H150V262L148 261ZM158 263H161V261H159ZM193 263H194V262H193ZM204 263H203V264H204ZM233 263H234V260H233ZM233 263H232V264H233ZM194 264H195V263H194ZM207 264H208V262H207ZM226 264H227V263H226ZM228 264H229V262H228ZM234 264H235V263H234ZM257 264H258V263H257ZM263 264H264V263H263Z\"/></svg>","mask_w":264,"mask_h":264}]
</instances>
